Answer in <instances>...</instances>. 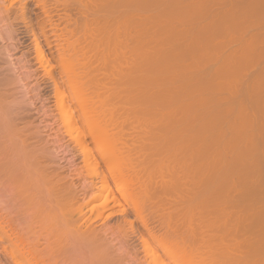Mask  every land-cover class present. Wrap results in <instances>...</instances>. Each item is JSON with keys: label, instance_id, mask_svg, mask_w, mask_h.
<instances>
[{"label": "rangeland", "instance_id": "374dc122", "mask_svg": "<svg viewBox=\"0 0 264 264\" xmlns=\"http://www.w3.org/2000/svg\"><path fill=\"white\" fill-rule=\"evenodd\" d=\"M43 1H42L43 3H41L40 0H23V1L22 0H0V61H1L0 62V70H1L0 71L1 72L0 73V92H1L0 93V108L4 109V106L6 107V105H7V107L5 108V111L4 110L0 111L1 112V114H0V131H1L0 132V153H1L0 154V230H1L0 231V264H17L16 260L13 258L14 252L12 251L13 252V254H12V252H11L12 249H10V247H9L10 245H8L9 242L7 240L8 237H10V238L13 237L14 236L13 234H15V233L20 234L21 239H23L24 242H25V240H27L29 242L28 244L33 243V246H34L33 248H35V245H36L37 249H33L34 252L36 250V252H35L36 260L38 262L39 261L42 262V260L44 258L43 261L47 260L46 264L47 263H49V264H103L98 260V257L95 256L96 254L93 253L94 251H92L94 245L95 246L99 245V247H100V244L102 246L105 245L106 247L109 246L111 248V250L113 251L111 253L113 255L112 257L115 256V258H116L119 255L122 256L121 259H123V260L120 261L121 264H129V263L130 264H141V263L144 264L145 262H146L145 264H148L147 261H144V263L141 262L142 260L145 259L144 255H143L144 254L143 246H142V243L140 241L141 237L148 238V237H150L149 235L154 234L156 236L164 237L167 240H169L167 237L173 231L174 226H172V228H171V226H168V225H170V224L172 225V222L168 221V219H167V221L165 222L166 224H163V221H162V224L160 225V227H159V224L161 223V220H163V219H160L163 217V215L167 218L169 217V215L173 211L171 208H168V209L166 208L164 210L159 208V207L148 208L150 210H147V212H145L144 214L148 218L149 223L147 222L148 227H144L141 224V222L138 220V218H136L133 211H131V209L128 208L124 203H123V207L125 206L124 208H128V209H126L127 210L126 211L127 216L126 215L124 216L123 214H121L120 209H122V207H120V206L113 207L114 210H113V208L110 210L111 207L109 208V206H106L104 202H101V200L103 201V199L99 200L100 203H102L103 210H105L102 212L103 215L111 214L110 217L106 220V222H105L106 225L103 227V230H101L102 229L101 227L103 226L100 224L101 220L97 224V225H99V224L100 225L98 227L96 225L94 230L93 229L91 230L90 227L88 228L87 224H85L83 226L85 228L84 230L87 231L86 232L87 234L91 233L92 231L94 233H96V234H94V235H96V240L94 239L96 242L95 243H93V242L89 243L85 240V238L83 239V236L81 237V235H80L77 238V236L73 237V235L71 234V232H74V230L76 231V229H73V227L77 228V224H78V220H79V213L77 212V209L75 210V208L82 205L87 210L88 205L91 202V199L89 200V202L87 200L90 197V195L94 196L95 191H96V189L94 187H92V188L89 187L92 183L91 181L93 178H91L92 177V175H90L91 173L88 172L90 169L87 170L89 167H88L87 163L84 162L86 160L83 159L84 156L81 152L79 143L77 142V138H76L77 134L76 133H79L78 137L80 136V138L83 139V141L85 142V145L87 146V149H90V152H93L92 153L93 156L95 155L93 158L96 159L97 163L100 166V169L104 170L105 175L108 176V182L110 183L109 185L111 186V189L114 190V188H115V185L113 184L112 179L111 180L109 179L110 176H109L108 172L105 171L106 169H104L105 167L103 165V162L100 160L99 156L96 155L97 152L94 151L95 149H94V145L92 143L93 142L92 139L94 136L93 133L98 135V134H101V132H102V135H101L102 137L100 136V138H107V137H105L106 135L109 137L111 135L114 137V138L113 137H111V138L115 139L116 142L118 144H120V145H118L117 143H113V142L111 143L109 141L108 144H112V145L117 144L116 146L118 148L117 149L113 148L114 149L113 150L112 145L109 146L106 143V145L108 147H111V149H112V150L108 149V152L110 151V153H111L110 155L116 156L115 160L118 159V161H119V157L117 158V156H122V157L126 156L127 157V160L124 162L127 164L126 165L127 167H129V165H130L128 163L131 162V164H133V166H136L135 167L136 169L141 167V169L143 168L145 171L146 169L152 170L158 164H162V163H160L162 160L164 163L166 161L168 162V164H169V162L172 163L169 165H166V163L164 164V165H166L167 169L166 168H164L165 170L163 169L164 174L162 177L164 179V182L166 181L167 184L169 185L168 186L169 188L171 187L170 177L172 176L173 172L177 173L178 178L180 179L179 185L181 186V188L179 186L180 191L178 194V196H180V198H179V200H180V205H179V207H180V209H179L180 210L179 211V213H180V220H179L180 228L179 229H180L181 234L184 233L183 235H180V236L183 239L187 238L185 240L184 246H186L188 243L189 248L191 246L192 247L196 246L195 248H199V243H198L199 241L198 240H200V238L202 239V236H204V237L206 236L205 239H202V240H204L205 244H202V245L200 244L201 247H204L205 249L200 248L201 249L200 251L202 253L203 252L205 253V254H203L204 257L206 255L210 258V259L208 258L209 260H211V259L213 260V261L209 262L208 264H210L212 262H214L215 264H218V263L219 264H224V263L225 264H238V263L239 264H262L263 263L264 264V248H263V246H264V217H263L264 216V203H263L264 202V194H260V193H264V191L262 192L263 188H261V189H259V187H258V189L255 188L259 184H261L262 182L264 183V181H262V180H264V173H262V172H264V166H263L264 165V162H263L264 161L263 160L264 153H263V155L260 154L261 151L262 152L264 151V148H263L264 147V145H263L264 144V142H263L264 141V137H263L264 136V126H263L264 125V105H263L264 104V90H263L264 89L263 88L264 87V70H263L264 69L263 68L264 67V58H262V57H264V55H263L264 54V50H263L264 49V41H263L264 40V37H263L264 36V23H263L264 22V0H235V2L237 4L235 2H233V0L232 1L231 0H210L211 2L209 0H164V1L163 0H153V1L152 0H150V1L149 0H146V1L145 0H125V2L127 1L126 3L123 2L124 0H122V1L121 0H105V1H103V0H96V1L95 0H59V1L58 0H43ZM147 1L149 3H147ZM192 1H194V2H192ZM114 2H116V3H114ZM205 2H207V3H205ZM228 2H230V3H228ZM188 3H189V5H188ZM212 3H214V5ZM231 3H233V4H231ZM23 4H24V13H25L24 18L25 19H22V17H21ZM224 4H226V5H224ZM258 4H260V5H258ZM243 5L245 6V8ZM228 6H229V9H228ZM92 7H94V8H92ZM95 7H97L98 9ZM100 7H102V8H100ZM157 7H158V9H157ZM176 7H177V9H176ZM210 7H212V8H210ZM254 7L258 8V10L256 9V11H255ZM168 9H169V11H168ZM181 12L182 13L185 12V13H183L184 15L180 14ZM190 12H191V14H190ZM167 13H168V15H167ZM100 14H102V16H104V17H102L103 19H101V17L98 18V16H101ZM231 14H232V16H231ZM261 14H262V16H261ZM96 15H98V16L96 17ZM235 15H238V16L235 17ZM107 16H109V17H107ZM186 17H188V19H186ZM189 17H190V19H189ZM217 17H218V19H217ZM106 18L108 19V21ZM152 18L154 20H152ZM228 18H229V20H228ZM261 18H262V20H261ZM84 19H85V21H84ZM126 19H128L129 21ZM234 19H236L238 21H236ZM249 19L251 22L249 21ZM146 20H147V22H146ZM178 20H179V22H178ZM167 21H169V22H167ZM229 22H231V23H229ZM244 22L246 23V25ZM78 23H80V24H78ZM193 23H195V24H193ZM201 23L203 25H201ZM249 23H250V26H249ZM191 25L193 28L191 27ZM103 26H105V27L103 28ZM183 27H184V30H183ZM166 28H167V31H166ZM171 29H172L173 33L175 32V34H173L171 31H169ZM177 29H179L180 32L179 31L176 32ZM243 29H245V31H243ZM145 30H146V32L148 31L147 32L148 34L147 33L145 34ZM99 32H100V34H99ZM170 32L172 34H170ZM81 33H82V35H81ZM153 33L155 35L152 36ZM176 33L178 35L181 33L180 36L181 35H183L184 37L186 36L185 40H187V42L184 40V37H182V36L178 37ZM34 34L39 39V43L42 47V50H43V53L45 56V60L49 65V69L45 68L44 64L42 62H40L41 60L39 61V59L36 55L34 42H33L34 41L33 40ZM164 34H167L168 36L167 35L165 36ZM250 34H252V35H250ZM206 35H207V37H206ZM164 36H165V38H164ZM170 36L171 37L173 36V38H170ZM152 37H154V38H152ZM174 37L176 40L174 39ZM252 37H255V38H252ZM74 39H75V41H74ZM77 40H79V41H77ZM238 41H240V42H238ZM74 42H75V44H74ZM77 42H79V43H77ZM181 42H182V44H181ZM233 42H234V44H233ZM254 42L256 43V45ZM174 46H176V47H174ZM83 47H84V49H83ZM185 47H186V49H185ZM237 48H239V49H237ZM243 48H244V50H243ZM170 49H172L173 51ZM175 50H177L178 52ZM181 51H183L182 52L183 55H182ZM185 51H186V54H185ZM195 51L197 52V54ZM241 51H243V52H241ZM100 52L101 53L103 52V53L100 54ZM211 52H213V53H211ZM244 53H246V54H244ZM253 53H254V55H253ZM211 54H213V55L211 56ZM238 54H240V55H238ZM97 55H99V56H97ZM110 56H111V59H110ZM162 56L164 57V59ZM201 56L203 58H201ZM160 57H161V60H160ZM185 57L188 60L185 59ZM210 57H211V59H209ZM172 58H174V59H172ZM176 58H178V59H176ZM162 59H163V62H162ZM174 61H175V63H174ZM218 62H219V65H217ZM238 62H239V64H238ZM171 63H173V64H171ZM189 64L192 67H190ZM211 64H212V66H214L213 67L214 69L212 68ZM244 64H246V65H244ZM128 65H130V66H128ZM206 65H208V66H206ZM162 66L164 68H162ZM187 66H189V67H187ZM194 66H195V68H194ZM209 66H211V67H209ZM219 66H220V68H218ZM137 69H138V71H137ZM207 70L209 73L207 72ZM216 70H217V72H216ZM117 71H120V72H117ZM150 71L152 74L150 73ZM228 71H229V73H228ZM80 72H82V73H80ZM240 72H241V74H240ZM73 74H75L76 76ZM77 74L80 76H78ZM117 74H119V75H117ZM157 74H158V76H157ZM205 74H206V76H205ZM208 74L210 75L209 79H208V77H209ZM231 74H232V76H231ZM87 75L88 76L91 75L90 76L91 78L88 77ZM180 75H181V77H180ZM70 79H71V81L74 80L75 83H73V84H76L75 87L77 90L79 88H81L79 90V93H80V91H84L83 94H85V97L86 98L89 97L88 100L86 99L84 101L85 102L87 101L90 105L89 106L88 103L86 102L87 106L85 105L86 106L85 108H88V109H86L87 110V112H86L87 116H89L88 119H93L92 121H89L93 124L92 126L91 125L87 126L88 121L86 122L85 118H83V116H85V115H82L83 113L80 110V108L78 107V104L74 98V95L73 96L71 95V94H73L72 93L73 88L71 89V87H70V85L72 83V82H70ZM133 79H135V80H133ZM163 79L166 82H164ZM167 79L170 82H168ZM215 79L217 81H215ZM224 79L226 82L223 81ZM246 79H247V81H246ZM251 79L253 82L251 81ZM93 80H96V81H93ZM183 80H184V82H183ZM210 80H212L213 82L212 81L210 82ZM143 81H144V83H143ZM136 82H138V83H136ZM247 82H248V84H247ZM259 82H260V84H259ZM89 83H91L92 85ZM222 83H223V85H222ZM78 84H80V85H78ZM161 84H163L165 86L163 87ZM174 84H176V85H174ZM184 84H186V85H184ZM203 84H205V85H203ZM214 84H215V86H214ZM234 84L240 88H238L237 86L232 87V85H234ZM169 85H171V86H169ZM201 85H203V86H201ZM252 85L253 86L261 85L262 88H261L260 93L259 92L257 93L256 89H254L255 87H253ZM174 88H176L177 90ZM192 88H193V90H192ZM57 89H59L60 92ZM74 89H73V91L77 92V90H74ZM247 89H248V91H247ZM225 90H227L228 93ZM211 92H213V93H211ZM252 92H254V93H252ZM92 93H94L95 95ZM59 94H61V95L59 96ZM16 95H18V96H16ZM90 95H91V97H90ZM241 95H242V97H241ZM81 96H84V95H81ZM181 96H182V98H181ZM59 97H61L63 99L65 107L67 106L66 112L69 115H71V118H72L71 124H73L72 128H74V127L76 128V130L74 128V130L76 131V133L74 131V134L72 133L73 130H71L69 128L67 121H65L66 118H65V115L63 114L64 112L60 109ZM85 97H83V98H85ZM97 97L99 99H97ZM102 97H104V98H102ZM100 98L103 100H101ZM199 99H201V100H199ZM221 99H223L224 101ZM236 99H238V100H236ZM252 100H254V101H252ZM212 101L213 102L215 101L214 104ZM165 102H166V104H164ZM100 103H101V105H99ZM97 105H98V107H97ZM251 105L253 106V108ZM260 105H261V108H260ZM8 106L10 108H8ZM221 106H224V107L221 108ZM90 107H92L93 110ZM197 107H201V108L197 109ZM7 108L9 110L10 109L12 110V111L10 110L12 114L10 112L5 113L6 115L2 114L3 111L6 112ZM95 108H97V109H95ZM179 108H180V110H179ZM90 110H92L94 112H91ZM219 110H220V112H219ZM236 110L238 111V113ZM175 111H177V112H175ZM88 112H90L89 115H88ZM93 113H94V115H92ZM138 113H141V114H139L140 116L138 115ZM234 113H236V114L234 115ZM102 114H103V116H102ZM131 115H133V116H131ZM221 115H222V118L225 117V119H223V120L220 119ZM131 118H132V120H131ZM136 118H138V119H136ZM212 118L214 121L212 120ZM242 118H243V120H241V121L243 123H241L242 124V127H241V125H239V123H240L239 119H242ZM83 120H85V121H83ZM185 120H186V122H185ZM224 120H227V122L229 124L228 123L226 124V122L224 123ZM104 121H106V122H104ZM252 121H253V123H252ZM210 122H212V123H210ZM235 122H236L237 126L235 125ZM248 123H251V124H248ZM172 124H173V126H172ZM238 125L240 128L238 130H240V131L239 132L237 131V134H236L234 132V130L236 131V129H237L236 127H238ZM228 126L230 127V129ZM250 126H252V127H250ZM86 127H87V129H86ZM88 127H90V128L94 127L90 130L92 133L89 132ZM111 127H113V129ZM197 128H198V130H197ZM209 128H211V129H209ZM242 129H243V131H242ZM257 129H258V131H257ZM99 130H101V131H99ZM126 130H128V131H126ZM149 130H150V133H149ZM183 130H185V131H183ZM172 132L173 133L177 132L179 134L178 138L174 137L176 142L179 144L178 145L179 151H178V155L176 157L177 158L176 160L178 162L177 165H175V163H176L175 159H174L175 163H173L174 161L172 162L174 157L172 156L171 151H169V148H168L169 144H167V147H166V145H163L164 143L162 142V140L164 138H166L168 135L172 136ZM154 133H155V135H154ZM190 133H191V135H190ZM227 133H229V134L227 135ZM75 134H76V136H75ZM103 134L105 136H103ZM182 134H183V136H182ZM233 134H235V137ZM3 135H5V136H3ZM134 135H136V136H134ZM231 135H233V136H231ZM240 136L241 137L243 136V137L241 138ZM256 136H258V137H256ZM97 137H99V136H97ZM190 137H192V139ZM193 137H195V138H193ZM231 137H233V138H231ZM249 137H250V139H249ZM252 137H254V139L256 141L252 140L253 139ZM260 137H263V138H260ZM236 138H238V139H236ZM190 139H191V141H190ZM242 139L244 141H242ZM245 139L248 141V143ZM227 140H229V142L231 144V145L229 144L230 146L235 145L234 148L233 147L230 148L229 145L228 146L226 145L229 142L228 143L226 142V144H224L225 141H227ZM234 140H236L237 144L234 142ZM121 142H122V145H121ZM211 142H213V144H211ZM242 142H245V143H242ZM192 143H193V146L191 145ZM233 143H235V144H233ZM260 143H261V145H260ZM256 144L258 146H260V148ZM244 145H245V147H244ZM105 146H104V148L107 150V146L106 147ZM122 147H124V148H122ZM163 147H165V148H163ZM243 148H244V150H243ZM245 148H247L246 149L247 151L245 150ZM249 148H250V150H249ZM9 149H11L12 151H9ZM125 149L128 150L127 151V153H129L128 156L125 155L126 153L120 152V151H123ZM210 149H211V151H210ZM258 149H259V151H257ZM150 151H152L153 153ZM237 151H238V153L239 152H241V153H239V154L237 153V155H236ZM242 152H246L245 154L247 156H245V154ZM10 153L13 156L12 158H14V156L16 155L15 158H17V159L20 157H22V159H24V157H23L24 155H25V159H26V156H27V159L29 158L28 159L29 161L26 162L27 159H26V161L24 159V161H25V163L29 164V166L31 164L32 165L35 164V163H33V161L36 160L37 157L39 158L42 156L40 158L41 161H40V159H37L36 163L44 166L45 168H43V167L40 168L39 165H38L39 167H34V166L31 167L30 166L29 168H31V169H33V167H34L33 171H36V174H32L31 172H29L30 170L26 169L28 166L25 169L27 172L32 174V177H33V175L34 176L38 175V172L41 173L43 171H48V173L43 172V174L41 173L42 175H38V176L41 177L40 179L41 180L43 179V181H45V182H46V180H44V178L47 179L46 177H48V179H50V181H52V182H50L47 179L51 184L54 181V183H53L54 187L49 182H46L49 184L45 183V189H47L46 187H48L47 191L50 190V188L51 189L55 188L54 189L55 193H54V190L51 191V192H53L54 195L58 196V193H57V191H58L60 195L63 194V197H65L64 194H66V191H62V190H67V186H68L67 184H71V185L73 184L74 185L75 190L77 189L78 191L77 190L75 191L77 194L74 193L75 194L74 199H72V201L70 200L71 201L70 204H71L72 209H73V213H72L73 216H71V219L73 221L77 220V223H76V221H75V223L72 221L69 226L64 224V222H66L65 221L66 217H68V216L65 217V215H62V212L59 209L60 205L57 204V201H55V198L53 199L54 195L52 196L51 195L52 193L50 191L47 192L45 189H43L44 191L40 192L42 190L41 187L44 186V182L41 181V185H43V186H41L39 182L37 184V181L40 180L39 178H37L39 180L35 181L36 183L34 182V180L32 178H31L32 180L30 179L29 182H27L28 180L26 181L24 179V177L26 176L24 174L25 170H23V172H22L23 175H25V176H23L22 173H20L22 169H20L18 166H20L21 164L16 165V166L18 168L17 169L18 172L21 174L19 176L20 177L23 176V178L21 177L22 181L25 180L27 182V183H25L26 186H23L24 181L23 182L21 181L20 177H18V175H17L18 174L16 172L17 170H14V169H16V168H14L15 166L13 167V165H11L12 166L11 170L13 169V171L17 173V174H15V176L17 175L16 176L17 178H15V176L13 174L14 172L10 170L9 163L11 164V162H12V164L13 163L18 164L19 160L16 162L17 159L14 158L15 162H13L14 160L12 161L11 158H8L11 155ZM204 153H206V154H204ZM211 153H212V155H211L212 157H210V155H209ZM194 154H196V155H194ZM43 155H45V156H43ZM193 155H194V157L195 156H197V157L194 158ZM238 155H239V157L242 155L241 158L237 157ZM250 155H252L253 157H251ZM46 156H47V158H45ZM30 157H32V159H33V157L36 159L31 161L32 159H30ZM235 157L237 159L239 158V160H237ZM260 158H261V161H260ZM9 159L11 160V162ZM7 160H9V163ZM199 160H200V163H199ZM234 160H236L238 162L235 163L236 161H234ZM21 161L22 160H20V162ZM128 161H130V162H128ZM240 161H242L243 163ZM120 162H121V159H120ZM258 162H259V164H258ZM100 163H102V164H100ZM231 163H234L235 165L240 163L241 165L239 166V164H238L237 166H234L233 168H235L234 169L235 171H233V169H231L232 168V165H230ZM245 163H246V165H247V163H250V165H251L250 166V169L252 170V175L250 176L251 179L249 177H247V179L249 178L248 179L249 182L252 180L250 182L251 184L247 180H244V177H241L242 173H243V172H241V168ZM260 163H262V164L260 165ZM142 164H143V166H142ZM6 165L8 167H6ZM22 165L24 167L23 163H22ZM133 166L131 168L132 170H133ZM160 166H162V165H159V168H160ZM200 166H202V167H200ZM212 166L215 168H213ZM229 166H231V167H229ZM20 167L22 168V166H20ZM211 167H212V169H211ZM226 167H227V169H226ZM6 168H9V171ZM35 168H37V169H35ZM129 168H128V171L131 170ZM223 168L225 169V171ZM255 168H256V170H255ZM38 169H39V171H38ZM43 169H45V170H43ZM218 169H220V170H218ZM41 170H43V171H41ZM124 170H126V169H124ZM138 170H140V169H138ZM156 170H157V167H156ZM175 170H176V172H175ZM227 170H229V171H227ZM154 171L155 170H153L151 172L148 171L149 173L146 172V174H148V176H149V174H152L153 179L158 180L159 179L158 173H161V175H162V171L160 169H159V171H161V172L155 173ZM6 172H8V173H6ZM11 172H13V173H11ZM122 172H124V171H122ZM208 172L211 174H209ZM240 172H241V175L239 174ZM258 173H261L260 176H258L259 175ZM48 174L51 175V178L48 176ZM253 174L255 175V177ZM11 175H13V176H11ZM27 175H29V174L27 173ZM203 175H205L204 178H203ZM27 177H25V178H27ZM35 177H37V176H35ZM42 177H44V178H42ZM156 177L158 179H155ZM212 177H215V178H212ZM131 178H133V176ZM131 178L129 181L134 183L132 181L133 179L131 180ZM27 179H29V178H27ZM215 179H218V181ZM243 180H244V182H243ZM56 181L59 182V184L58 183L56 184L57 187L59 188V190H57V187L55 185ZM129 181H128L129 184L128 183L127 184L128 185L131 184L132 187H134L135 184H132ZM206 181H207V183L205 186ZM216 181H217V183H216ZM259 181H262V182L259 183ZM199 182L201 185L199 184ZM202 182H204V184ZM209 182L210 183L212 182V184H210ZM21 183H23V185ZM195 183H196V185H195ZM208 183L211 186L210 185L208 186ZM214 183H215V185H213ZM229 183L232 185H230ZM257 183H258V185H256ZM63 184H65L66 187L65 186L63 187ZM216 184H218V185L216 186ZM252 184H255V185H252ZM29 185H31V186H29ZM48 185H51L52 187H50ZM81 185L83 188L80 187ZM186 185H188V186H186ZM197 185H200V186H197ZM19 186H20V188H19ZM183 186H184V188H183ZM214 186H216V187H214ZM35 187L38 188L37 191H36ZM39 187L41 188V190H39L40 189ZM128 187H130V186H128ZM226 187H227V190H223V188L226 189ZM34 188H35V190H34ZM200 191H203V192H200ZM63 192H65V193H63ZM49 193H51V194H49ZM206 193H208V194H206ZM242 193H243V195H242ZM253 193H254V195H253ZM48 194L50 195V197ZM212 194H213V196H212ZM199 195H202V196L199 197ZM255 195L257 196V198H255L256 197ZM169 196H171L170 193L165 196V200L168 201L169 199L171 200L172 197H174V196H172V197H169ZM203 196H205V197H203ZM261 196H263V197H261ZM187 197H189L188 200L191 198H193V199L187 201ZM198 197H199V199L200 198L201 199L198 200ZM207 197H208V199H207ZM202 198H204L205 200ZM261 198H263V200ZM247 199L249 200V202ZM183 200L187 201V202H184ZM85 201L88 203L84 204V203H86ZM194 201H195V205L193 204ZM261 201H262V203H261ZM207 203H208V205H207ZM197 204H199V205H197ZM181 205H183V206H181ZM62 206H64L63 202H62ZM62 206H61V208H62ZM244 206H246V207H244ZM117 207H119V209H117ZM196 209H197V211H196ZM201 209H202V211H201ZM165 210H167V211L165 212ZM181 210H182V212H181ZM193 210H194V212H193ZM74 211L76 212V214L74 213ZM117 211L118 212L120 211V212L118 213ZM168 211H170V212H168ZM31 212H32V214H31ZM189 213L192 216L193 215L196 216V220H197L196 225L197 226L200 225L199 228L197 227L198 229L196 232L192 229L195 232V233H193L194 234L193 236L190 233H188V231L191 230V227L189 224H188L189 225L188 226L186 223V218H187L186 216H188V215L190 216ZM255 215L258 218H256ZM123 216L126 217V219L129 222H132V224H131L132 228L129 227V225L126 222V219ZM157 216H159V218ZM192 216H190L191 218L188 217L187 219L192 220V218L195 217V216L194 217H192ZM241 217H242V219H241ZM40 219H42V220H40ZM157 219H159V222L157 221ZM200 219L202 222L198 221ZM208 219H209V221H208ZM244 219H246V220H244ZM258 219H261V220H258ZM43 220H45V221H43ZM184 220H185V222H184ZM194 220H195V218H194ZM241 221H242V224H241ZM45 222L47 223L46 226L48 229L44 225ZM167 222L168 223L170 222V223L167 224ZM182 222H184V223L182 224ZM206 222H208V223H206ZM191 223L192 222H190V224ZM193 223H195V222H193ZM223 223L225 224L226 228L224 227ZM40 224H41V227H40ZM121 224L123 226L119 227V225H121ZM78 225H79L78 227H80V224H78ZM191 225H193V224H191ZM201 225H202V227H201ZM240 225H242V227ZM237 226H238L239 230L236 228ZM56 227H58V228H56ZM49 228L50 229L52 228L53 232ZM91 228H93V227H91ZM204 228H205V230H204ZM208 228H209V231H208ZM226 229H228V230H226ZM45 230H49V231H45ZM70 230H71V232H69ZM211 230H212V232H211ZM230 230H233V231H230ZM54 231H56V232H54ZM122 231H123V233H122ZM181 231H185V232H181ZM46 232H47V234H46ZM57 232L60 233L61 235L58 234ZM209 232H211V233H209ZM54 233H57V234H55V236H54ZM187 233H188V235H187ZM207 234H208V236H207ZM44 235H45V237H44ZM47 235H48V237L52 236L53 238L47 239L48 238ZM56 235H57V238H59V237H61V238L56 239L55 238ZM64 235H66V236H64ZM70 235L73 238H71ZM147 235H148V237H147ZM209 235H210V237H212L211 239H210ZM221 235H222V237H221ZM79 237H80V239L82 238L83 240H80ZM190 237L192 238V240ZM196 237H198L199 239ZM221 238H222V240H221ZM46 239H47V241H46ZM189 239L191 240V242L189 241ZM194 239H198V240H194ZM33 240H35L36 244H35V242H33ZM53 240H54V242H52ZM55 240L59 241L57 243V244L60 243L59 247H57ZM60 240H61V242H60ZM202 240L200 242L203 243ZM255 240L257 243L255 242ZM189 242H190V244H189ZM47 243L48 244L50 243L52 245H48ZM53 243L56 244V247ZM197 243H198V245H197ZM236 243H237V245H236ZM62 244H64V245H62ZM222 244H224L225 246H223ZM65 245H66V247L67 246L68 247L65 248L64 247ZM30 246L32 247V245H30ZM53 246H54V248H51ZM188 246H187V248H188ZM260 246L262 248H259ZM62 248H63V250H62ZM90 248H92V249H90ZM219 248L220 249L222 248L221 249L222 251L219 250ZM202 249H203V251H202ZM224 249H226V250L224 251ZM205 250H206V252H205ZM258 250H259V252H258ZM196 251H197V249H196ZM198 251H199V249H198ZM221 252H223V253H221ZM198 254H201V253H198ZM222 254L224 255V257L222 256ZM210 255H212V256H210ZM221 256H222V258H221ZM162 257H165V256L163 255V256H161V258ZM138 258H139V260H138ZM52 259H54V260H52ZM164 260H166V258H164ZM205 261H207V260L205 259ZM206 264H207V262H206Z\"/></svg>", "mask_w": 264, "mask_h": 264}, {"label": "bare ground", "instance_id": "6f19581e", "mask_svg": "<svg viewBox=\"0 0 264 264\" xmlns=\"http://www.w3.org/2000/svg\"><path fill=\"white\" fill-rule=\"evenodd\" d=\"M23 1V0H22ZM41 1V3H43L44 1L43 0H40ZM43 1V2H42ZM59 1V0H58ZM96 1V0H95ZM103 1H105V0H103ZM122 1V0H121ZM146 1V0H145ZM144 1V2H145ZM150 1V0H149ZM153 1V0H152ZM151 1V2H152ZM164 1V0H163ZM210 1V0H209ZM232 1V0H231ZM18 2V1H17ZM80 2V1H79ZM85 2V1H84ZM92 2V1H91ZM109 2V1H108ZM123 2H125V0L123 1ZM127 2V1H126ZM125 2V3H126ZM179 2V1H178ZM185 2V1H184ZM192 2H194V1H192ZM199 2V1H198ZM204 2V1H203ZM211 2V1H210ZM216 2V1H215ZM233 2H235V0H233ZM23 3V2H22ZM50 3V2H49ZM100 3V2H99ZM114 3H116V2H114ZM129 3V2H128ZM131 3V2H130ZM147 3H149L148 1H147ZM155 3V2H154ZM205 3H207V2H205ZM228 3H230V2H228ZM236 3V2H235ZM248 3V2H247ZM261 3V2H260ZM6 4V3H5ZM14 4V3H13ZM25 4V3H24ZM24 4L22 5V15H21V17H22V19H25L24 18V16H25V13H24ZM55 4V3H54ZM89 4V3H88ZM95 4V3H94ZM104 4V3H103ZM109 4V3H108ZM107 4V5H108ZM213 5H214V3H212ZM231 4H233V3H231ZM237 4V3H236ZM235 4V5H236ZM251 4V3H250ZM152 5V4H151ZM164 5V4H163ZM180 5V4H179ZM188 5H189V3H188ZM195 5V4H194ZM207 5V4H206ZM222 5V4H221ZM220 5V6H221ZM224 5H226V4H224ZM229 5V4H228ZM258 5H260V4H258ZM262 5V4H261ZM103 6V5H102ZM135 6V5H134ZM138 6V5H137ZM148 6V5H147ZM153 6V5H152ZM170 6V5H169ZM198 6V5H197ZM219 6V5H218ZM244 6V5H243ZM41 7V6H40ZM43 7V6H42ZM98 7V6H97ZM97 7H95V8H97ZM105 7V6H104ZM117 7V6H116ZM129 7V6H128ZM260 7V6H259ZM9 8V7H8ZM92 8H94V7H92ZM100 8H102V7H100ZM106 8V7H105ZM115 8V7H114ZM144 8V7H143ZM146 8V7H145ZM186 8V7H185ZM189 8V7H188ZM193 8V7H192ZM198 8V7H197ZM210 8H212V7H210ZM243 8V7H242ZM244 8H245V6H244ZM255 8V7H254ZM98 9V8H97ZM96 9V10H97ZM152 9V8H151ZM157 9H158V7H157ZM174 9V8H173ZM176 9H177V7H176ZM194 9V8H193ZM196 9V8H195ZM228 9H229V6H228ZM256 9L258 10V8H255V11H256ZM260 9V8H259ZM45 10V9H44ZM89 10V9H88ZM106 10V9H105ZM109 10V9H108ZM113 10V9H112ZM160 10V9H159ZM172 10V9H171ZM200 10V9H199ZM222 10V9H221ZM254 10V9H253ZM73 11V10H72ZM86 11V10H85ZM90 11V10H89ZM140 11V10H139ZM156 11V10H155ZM165 11V10H164ZM168 11H169V9H168ZM175 11V10H174ZM173 11V12H174ZM212 11V10H211ZM240 11V10H239ZM252 11V10H251ZM260 11V10H259ZM8 12V11H7ZM91 12V11H90ZM125 12V11H124ZM102 13V12H101ZM109 13V12H108ZM183 13H185V12H183ZM182 12L180 13V14H183ZM187 13V12H186ZM219 13V12H218ZM236 13V12H235ZM45 14V13H44ZM92 14V13H91ZM122 14V13H121ZM135 14V13H134ZM150 14V13H149ZM190 14H191V12H190ZM212 14V13H211ZM16 15V14H15ZM49 15V14H48ZM90 15V14H89ZM99 15V14H98ZM98 15H96V17L98 16ZM101 16H98V18L99 17H101V19H103L102 17H104V16H102V14H100ZM125 15V14H124ZM159 15V14H158ZM167 15H168V13H167ZM184 15V14H183ZM8 16V15H7ZM12 16V15H11ZM27 16V15H26ZM50 16V15H49ZM69 16V15H68ZM111 16V15H110ZM180 16V15H179ZM217 16V15H216ZM231 16H232V14H231ZM238 15H235V17H237ZM242 16V15H241ZM245 16V15H244ZM261 16H262V14H261ZM107 17H109V16H107ZM138 17V16H137ZM136 17V18H137ZM148 17V16H147ZM154 17V16H153ZM159 17V16H158ZM178 17V16H177ZM243 17V16H242ZM28 18V17H27ZM244 18V17H243ZM88 19V18H87ZM105 19V18H104ZM107 19V18H106ZM129 19V18H128ZM128 19H126V20H128ZM143 19V18H142ZM186 19H188V17H186ZM185 19V20H186ZM189 19H190V17H189ZM217 19H218V17H217ZM61 20V19H60ZM94 20V19H93ZM152 20H154L153 18H152ZM228 20H229V18H228ZM234 20H236V19H234ZM255 20V19H254ZM261 20H262V18H261ZM26 21V20H25ZM74 21V20H73ZM76 21V20H75ZM84 21H85V19H84ZM107 21H108V19H107ZM129 21V20H128ZM158 21V20H157ZM170 21V20H169ZM169 21H167V22H169ZM226 21V20H225ZM236 21H238V20H236ZM246 21V20H245ZM249 21H250V19H249ZM99 22V21H98ZM105 22V21H104ZM131 22V21H130ZM129 22V23H130ZM146 22H147V20H146ZM145 22V23H146ZM172 22V21H171ZM178 22H179V20H178ZM217 22V21H216ZM232 22V21H231ZM231 22H229V23H231ZM234 22V21H233ZM251 22V21H250ZM76 23V22H75ZM125 23V22H124ZM134 23V22H133ZM191 23V22H190ZM221 23V22H220ZM245 23V22H244ZM259 23V22H258ZM257 23V24H258ZM264 23V22H263ZM78 24H80V23H78ZM93 24V23H92ZM110 24V23H109ZM160 24V23H159ZM181 24V23H180ZM193 24H195V23H193ZM200 24V23H199ZM217 24V23H216ZM145 25V24H144ZM162 25V24H161ZM169 25V24H168ZM184 25V24H183ZM201 25H203L202 23H201ZM237 25V24H236ZM245 25H246V23H245ZM252 25V24H251ZM140 26V25H139ZM166 26V25H165ZM179 26V25H178ZM212 26V25H211ZM249 26H250V23H249ZM105 26H103V28H104ZM108 27V26H107ZM169 27V26H168ZM191 27H192V25H191ZM240 27V26H239ZM245 27V26H244ZM102 28V27H101ZM100 28V29H101ZM127 28V27H126ZM193 28V27H192ZM207 28V27H206ZM233 28V27H232ZM252 28V27H251ZM81 29V28H80ZM79 29V30H80ZM141 29V28H140ZM208 29V28H207ZM228 29V28H227ZM247 29V28H246ZM72 30V29H71ZM74 30V29H73ZM77 30V29H76ZM124 30V29H123ZM161 30V29H160ZM183 30H184V27H183ZM182 30V31H183ZM166 31H167V28H166ZM169 31H171L172 32V29L171 30H169ZM168 31V32H169ZM177 31H179V29H177L176 30V32ZM193 31V30H192ZM196 31V30H195ZM225 31V30H224ZM243 31H245V29H243ZM249 31V30H248ZM11 32V31H10ZM76 32V31H75ZM148 32V31H147ZM146 32V30H145V34L147 33ZM151 32V31H150ZM154 32V31H153ZM170 32V34H172ZM180 32V31H179ZM184 32V31H183ZM202 32V31H201ZM210 32V31H209ZM215 32V31H214ZM217 32V31H216ZM230 32V31H229ZM73 33V32H72ZM113 33V32H112ZM152 33V32H151ZM155 33V32H154ZM152 34V36L153 35H155V34ZM163 33V32H162ZM165 33V32H164ZM182 33V32H181ZM180 33V34H181ZM227 33V32H226ZM253 33V32H252ZM99 34H100V32H99ZM141 34V33H140ZM143 34V33H142ZM148 34V33H147ZM150 34V33H149ZM169 34V33H168ZM173 34H175V32L173 33ZM177 34V33H176ZM180 34L178 35L177 34V36L179 37L180 36ZM184 34V33H183ZM213 34V33H212ZM229 34V33H228ZM257 34V33H256ZM81 35H82V33H81ZM151 35V34H150ZM165 36L167 35V34H164ZM185 35V34H184ZM250 35H252V34H250ZM34 36V47H35V51H36V55H37V57H38V59H39V61L40 62H42L43 64H44V66H45V68H47V69H49V65H48V63L46 62V60H45V56H44V53H43V50H42V47H41V45H40V43H39V39L37 38V36H35V34L33 35ZM109 36V35H108ZM161 36V35H160ZM165 36H164V38H165ZM168 36V35H167ZM182 37H184L183 35H181ZM180 36V37H181ZM195 36V35H194ZM193 36V37H194ZM213 36V35H212ZM225 36V35H224ZM257 36V35H256ZM65 37V36H64ZM98 37V36H97ZM103 37V36H102ZM186 37V36H185ZM185 37H184V40H185ZM201 37V36H200ZM206 37H207V35H206ZM216 37V36H215ZM258 37V36H257ZM264 37V36H263ZM67 38V37H66ZM152 38H154V37H152ZM157 38V37H156ZM162 38V37H161ZM167 38V37H166ZM170 38H173V36L171 37L170 36ZM204 38V37H203ZM230 38V37H229ZM252 38H255V37H252ZM78 39V38H77ZM101 39V38H100ZM127 39V38H126ZM174 39H175V37H174ZM207 39V38H206ZM205 39V40H206ZM6 40V39H5ZM65 40V39H64ZM146 40V39H145ZM153 40V39H152ZM165 40V39H164ZM176 40V39H175ZM222 40V39H221ZM220 40V41H221ZM231 40V39H230ZM244 40V39H243ZM256 40V39H255ZM262 40V39H261ZM74 41H75V39H74ZM77 41H79V40H77ZM81 41V40H80ZM98 41V40H97ZM108 41V40H107ZM179 41V40H178ZM186 42H187V40H185ZM195 41V40H194ZM223 41V40H222ZM264 41V40H263ZM105 42V41H104ZM128 42V41H127ZM183 42V41H182ZM182 42H181V44H182ZM185 42V43H186ZM205 42V41H204ZM238 42H240V41H238ZM249 42V41H248ZM77 43H79V42H77ZM175 43V42H174ZM220 43V42H219ZM232 43V42H231ZM255 43V42H254ZM260 43V42H259ZM74 44H75V42H74ZM89 44V43H88ZM157 44V43H156ZM187 44V43H186ZM233 44H234V42H233ZM250 44V43H249ZM253 44V43H252ZM12 45V44H11ZM73 45V44H72ZM78 45V44H77ZM169 45V44H168ZM213 45V44H212ZM229 45V44H228ZM255 45H256V43H255ZM263 45V44H262ZM61 46V45H60ZM75 46V45H74ZM128 46V45H127ZM158 46V45H157ZM182 46V45H181ZM186 46V45H185ZM234 46V45H233ZM63 47V46H62ZM89 47V46H88ZM91 47V46H90ZM103 47V46H102ZM168 47V46H167ZM174 47H176V46H174ZM72 48V47H71ZM117 48V47H116ZM149 48V47H148ZM147 48V49H148ZM154 48V47H153ZM159 48V47H158ZM172 48V47H171ZM183 48V47H182ZM181 48V49H182ZM198 48V47H197ZM213 48V47H212ZM211 48V49H212ZM224 48V47H223ZM241 48V47H240ZM260 48V47H259ZM262 48V47H261ZM80 49V48H79ZM83 49H84V47H83ZM87 49V48H86ZM122 49V48H121ZM126 49V48H125ZM163 49V48H162ZM173 49V48H172ZM172 49H170V50H172ZM185 49H186V47H185ZM210 49V48H209ZM235 49V48H234ZM237 49H239V48H237ZM242 49V48H241ZM94 50V49H93ZM99 50V49H98ZM141 50V49H140ZM149 50V49H148ZM168 50V49H167ZM174 50V49H173ZM172 50V51H173ZM183 50V49H182ZM228 50V49H227ZM243 50H244V48H243ZM249 50V49H248ZM258 50V49H257ZM264 50V49H263ZM82 51V50H81ZM108 51V50H107ZM122 51V50H121ZM151 51V50H150ZM162 51V50H161ZM175 51H177V50H175ZM174 51V52H175ZM214 51V50H213ZM233 51V50H232ZM231 51V52H232ZM11 52V51H10ZM78 52V51H77ZM87 52V51H86ZM135 52V51H134ZM167 52V51H166ZM178 52V51H177ZM176 52V53H177ZM183 51H181V53H182ZM196 52V51H195ZM241 52H243V51H241ZM240 52V53H241ZM103 53V52H102ZM101 52H100V54H102ZM130 53V52H129ZM136 53V52H135ZM134 53V54H135ZM143 53V52H142ZM164 53V52H163ZM211 53H213V52H211ZM225 53V52H224ZM228 53V52H227ZM263 53V52H262ZM83 54V53H82ZM133 54V53H132ZM137 54V53H136ZM166 54V53H165ZM185 54H186V51H185ZM196 54H197V52H196ZM244 54H246V53H244ZM250 54V53H249ZM248 54V55H249ZM79 55V54H78ZM176 55V54H175ZM182 55H183V53H182ZM213 54H211V56H212ZM223 55V54H222ZM238 55H240V54H238ZM253 55H254V53H253ZM261 55V54H260ZM264 55V54H263ZM83 56V55H82ZM96 56V55H95ZM97 56H99V55H97ZM143 56V55H142ZM141 56V57H142ZM154 56V55H153ZM165 56V55H164ZM168 56V55H167ZM174 56V55H173ZM180 56V55H179ZM187 56V55H186ZM199 56V55H198ZM203 56V55H202ZM201 56V58H203ZM245 56V55H244ZM138 57V56H137ZM163 57V56H162ZM197 57V56H196ZM250 57V56H249ZM67 58V57H66ZM107 58V57H106ZM130 58V57H129ZM136 58V57H135ZM183 58V57H182ZM236 58V57H235ZM260 58V57H259ZM258 58V59H259ZM262 58H264V57H262ZM91 59V58H90ZM110 59H111V56H110ZM147 59V58H146ZM163 59H164V57H163ZM163 59H162V62H163ZM170 59V58H169ZM172 59H174V58H172ZM176 59H178V58H176ZM185 59H187L186 57H185ZM205 59V58H204ZM209 59H211V57L209 58ZM155 60V59H154ZM160 60H161V57H160ZM166 60V59H165ZM188 60V59H187ZM206 60V59H205ZM239 60V59H238ZM76 61V60H75ZM80 61V60H79ZM86 61V60H85ZM97 61V60H96ZM237 61V60H236ZM246 61V60H245ZM252 61V60H251ZM250 61V62H251ZM258 61V60H257ZM1 62V61H0ZM94 62V61H93ZM99 62V61H98ZM125 62V61H124ZM153 62V61H152ZM190 62V61H189ZM225 62V61H224ZM231 62V61H230ZM242 62V61H241ZM240 62V63H241ZM148 63V62H147ZM174 63H175V61H174ZM196 63V62H195ZM200 63V62H199ZM104 64V63H103ZM162 64V63H161ZM167 64V63H166ZM171 64H173V63H171ZM238 64H239V62H238ZM92 65V64H91ZM96 65V64H95ZM145 65V64H144ZM154 65V64H153ZM177 65V64H176ZM190 65V64H189ZM199 65V64H198ZM217 65H219V62L217 63ZM244 65H246V64H244ZM248 65V64H247ZM93 66V65H92ZM116 66V65H115ZM128 66H130V65H128ZM152 66V65H151ZM166 66V65H165ZM206 66H208V65H206ZM211 66H212V64H211ZM211 66H209V67H211ZM221 66V65H220ZM220 66L218 67V68H220ZM249 66V65H248ZM255 66V65H254ZM84 67V66H83ZM98 67V66H97ZM112 67V66H111ZM154 67V66H153ZM187 67H189V66H187ZM190 67H192L191 65H190ZM197 67V66H196ZM214 66H212V68H213ZM242 67V66H241ZM244 67V66H243ZM43 68V67H42ZM66 68V67H65ZM71 68V67H70ZM81 68V67H80ZM103 68V67H102ZM117 68V67H116ZM146 68V67H145ZM155 68V67H154ZM162 68H164L163 66H162ZM179 68V67H178ZM194 68H195V66H194ZM229 68V67H228ZM248 68V67H247ZM264 68V67H263ZM142 69V68H141ZM148 69V68H147ZM158 69V68H157ZM170 69V68H169ZM214 69V68H213ZM230 69V68H229ZM258 69V68H257ZM65 70V69H64ZM70 70V69H69ZM94 70V69H93ZM123 70V69H122ZM134 70V69H133ZM164 70V69H163ZM211 70V69H210ZM218 70V69H217ZM217 70H216V72H217ZM221 70V69H220ZM223 70V69H222ZM264 70V69H263ZM1 71V70H0ZM16 71V70H15ZM77 71V70H76ZM137 71H138V69H137ZM143 71V70H142ZM153 71V70H152ZM158 71V70H157ZM156 71V72H157ZM186 71V70H185ZM201 71V70H200ZM73 72V71H72ZM117 72H120V71H117ZM129 72V71H128ZM136 72V71H135ZM154 72V71H153ZM170 72V71H169ZM207 72H208V70H207ZM215 72V71H214ZM222 72V71H221ZM250 72V71H249ZM1 73V72H0ZM6 73V72H5ZM80 73H82V72H80ZM137 73V72H136ZM139 73V72H138ZM150 73H151V71H150ZM188 73V72H187ZM209 73V72H208ZM227 73V72H226ZM228 73H229V71H228ZM260 73V72H259ZM258 73V74H259ZM79 74V73H78ZM77 74V75H78ZM120 74V73H119ZM119 74H117V75H119ZM128 74V73H127ZM152 74V73H151ZM240 74H241V72H240ZM15 75V74H14ZM51 75V74H50ZM73 75H75V74H73ZM97 75V74H96ZM143 75V74H142ZM147 75V74H146ZM155 75V74H154ZM173 75V74H172ZM209 75V74H208ZM214 75V74H213ZM218 75V74H217ZM244 75V74H243ZM250 75V74H249ZM76 76V75H75ZM78 76H80V75H78ZM88 76V75H87ZM91 76V75H90ZM90 76H88V77H90ZM105 76V75H104ZM157 76H158V74H157ZM205 76H206V74H205ZM216 76V75H215ZM231 76H232V74H231ZM95 77V76H94ZM123 77V76H122ZM131 77V76H130ZM147 77V76H146ZM178 77V76H177ZM180 77H181V75H180ZM208 77V76H207ZM222 77V76H221ZM72 78V77H71ZM82 78V77H81ZM91 78V77H90ZM98 78V77H97ZM116 78V77H115ZM127 78V77H126ZM144 78V77H143ZM151 78V77H150ZM210 78V75H209V77H208V79ZM217 78V77H216ZM223 78V77H222ZM96 79V78H95ZM110 79V78H109ZM122 79V78H121ZM166 79V78H165ZM180 79V78H179ZM212 79V78H211ZM226 79V78H225ZM225 79L223 80V81H225ZM260 79V78H259ZM73 80V79H72ZM77 80V79H76ZM84 80V79H83ZM133 80H135V79H133ZM137 80V79H136ZM168 80V79H167ZM203 80V79H202ZM255 80V79H254ZM82 81V80H81ZM93 81H96V80H93ZM107 81V80H106ZM163 81H164V79H163ZM173 81V80H172ZM201 81V80H200ZM206 81V80H205ZM212 80H210V82H211ZM215 81H217L216 79H215ZM246 81H247V79H246ZM250 81V80H249ZM251 81H252V79H251ZM70 82H72L71 83V85H70V87H71V89L73 88H75L74 90H77L76 89V87H75V85L76 84H73V83H75L74 82V80L73 81H71V79H70ZM83 82V81H82ZM120 82V81H119ZM131 82V81H130ZM141 82V81H140ZM159 82V81H158ZM164 82H166V81H164ZM168 82H170L169 80H168ZM183 82H184V80H183ZM213 82V81H212ZM226 82V81H225ZM231 82V81H230ZM234 82V81H233ZM253 82V81H252ZM255 82V81H254ZM78 83V82H77ZM80 83V82H79ZM85 83V82H84ZM109 83V82H108ZM136 83H138V82H136ZM143 83H144V81H143ZM162 83V82H161ZM178 83V82H177ZM193 83V82H192ZM208 83V82H207ZM215 83V82H214ZM235 83V82H234ZM262 83V82H261ZM86 84V83H85ZM84 84V85H85ZM89 84H91V83H89ZM121 84V83H120ZM128 84V83H127ZM133 84V83H132ZM160 84V83H159ZM188 84V83H187ZM200 84V83H199ZM216 84V83H215ZM215 84H214V86H215ZM247 84H248V82H247ZM259 84H260V82H259ZM5 85V84H4ZM78 85H80V84H78ZM92 85V84H91ZM112 85V84H111ZM163 87L165 86V85H163V84H161ZM167 85V84H166ZM174 85H176V84H174ZM184 85H186V84H184ZM195 85V84H194ZM203 85H205V84H203ZM203 85H201V86H203ZM218 85V84H217ZM222 85H223V83H222ZM221 85V86H222ZM242 85V84H241ZM245 85V84H244ZM95 86V85H94ZM156 86V85H155ZM169 86H171V85H169ZM200 86V87H201ZM213 86V87H214ZM226 86V85H225ZM231 86V85H230ZM233 86H237V85H232V87ZM253 86V85H252ZM9 87V86H8ZM120 87V86H119ZM154 87V86H153ZM189 87V86H188ZM228 87V86H227ZM238 87V86H237ZM246 87V86H245ZM253 87H255L254 89H256V91H257V93L259 92L260 93V91H261V85H255V86H253ZM83 88V87H82ZM85 88V87H84ZM129 88V87H128ZM196 88V87H195ZM210 88V87H209ZM216 88V87H215ZM223 88V87H222ZM238 88H240V87H238ZM237 88V89H238ZM248 88V87H247ZM264 88V87H263ZM18 89V88H17ZM73 89H72V93L73 94H71L72 96L74 95V98H75V100H76V102H77V104H78V107L80 108V110L82 111V115H85V116H83V118H85V120H86V122L88 123V125L87 126H92L93 124L91 123V122H89V121H92L93 119H88V117L89 116H87V110L86 109H88V108H85L86 106H87V104H86V102L84 101V100H88V98H86L85 97V94H83L84 93V91H80V93H79V90L81 89V88H79L78 90H77V92L76 91H73ZM102 89V88H101ZM139 89V88H138ZM171 89V88H170ZM174 89H176V88H174ZM203 89V88H202ZM205 89V88H204ZM230 89V88H229ZM228 89V90H229ZM58 91H59V89H57ZM69 90V89H68ZM83 90V89H82ZM132 90V89H131ZM144 90V89H143ZM177 90V89H176ZM192 90H193V88H192ZM208 90V89H207ZM264 90V89H263ZM57 91V92H58ZM87 91V90H86ZM97 91V90H96ZM101 91V90H100ZM147 91V90H146ZM166 91V90H165ZM220 91V90H219ZM226 92H227V90H225ZM237 91V90H236ZM247 91H248V89H247ZM252 91V90H251ZM60 92V91H59ZM138 92V91H137ZM142 92V91H141ZM155 92V91H154ZM171 92V91H170ZM1 93V92H0ZM86 93V92H85ZM88 93V92H87ZM98 93V92H97ZM96 93V94H97ZM127 93V92H126ZM125 93V94H126ZM131 93V92H130ZM166 93V92H165ZM211 93H213V92H211ZM216 93V92H215ZM220 93V92H219ZM228 93V92H227ZM226 93V94H227ZM252 93H254V92H252ZM92 94H94V93H92ZM105 94V93H104ZM163 94V93H162ZM177 94V93H176ZM175 94V95H176ZM179 94V93H178ZM202 94V93H201ZM239 94V93H238ZM5 95V94H4ZM61 94H59V96H60ZM81 95H84V96H81ZM87 95V94H86ZM95 95V94H94ZM111 95V94H110ZM128 95V94H127ZM147 95V94H146ZM154 95V94H153ZM187 95V94H186ZM185 95V96H186ZM197 95V94H196ZM246 95V94H245ZM248 95V94H247ZM252 95V94H251ZM259 95V94H258ZM2 96V95H1ZM16 96H18V95H16ZM58 96V95H57ZM71 96V97H72ZM109 96V95H108ZM121 96V95H120ZM151 96V95H150ZM167 96V95H166ZM228 96V95H227ZM240 96V95H239ZM263 96V95H262ZM83 97H85V98H83ZM90 97H91V95H90ZM174 97V96H173ZM189 97V96H188ZM191 97V96H190ZM207 97V96H206ZM241 97H242V95H241ZM250 97V96H249ZM73 98V97H72ZM73 98V99H74ZM102 98H104V97H102ZM161 98V97H160ZM159 98V99H160ZM163 98V97H162ZM166 98V97H165ZM178 98V97H177ZM181 98H182V96H181ZM196 98V97H195ZM201 98V97H200ZM203 98V97H202ZM248 98V97H247ZM256 98V97H255ZM261 98V97H260ZM66 99V98H65ZM97 99H99L98 97H97ZM101 99V98H100ZM158 99V98H157ZM171 99V98H170ZM213 99V98H212ZM227 99V98H226ZM225 99V100H226ZM241 99V98H240ZM245 99V98H244ZM2 100V99H1ZM91 100V99H90ZM101 100H103V99H101ZM143 100V99H142ZM164 100V99H163ZM173 100V99H172ZM192 100V99H191ZM198 100V99H197ZM199 100H201V99H199ZM221 100H223V99H221ZM220 100V101H221ZM236 100H238V99H236ZM97 101V100H96ZM123 101V100H122ZM153 101V100H152ZM165 101V100H164ZM207 101V100H206ZM224 101V100H223ZM235 101V100H234ZM244 101V100H243ZM252 101H254V100H252ZM90 102V101H89ZM93 102V101H92ZM128 102V101H127ZM133 102V101H132ZM135 102V101H134ZM169 102V101H168ZM174 102V101H173ZM176 102V101H175ZM213 102V101H212ZM215 102V101H214ZM214 102H213V104H214ZM59 103H60V109L64 112H62L64 115H65V118H66V120L65 121H67V123H68V126H69V128L71 129V130H73L72 131V133L74 134V131L76 130V128H75V130H74V128H72L73 126V124H71L72 123V118H71V115H69L67 112H66V107H65V104H64V102H63V99L61 98V97H59ZM88 103V102H87ZM107 103V102H106ZM179 103V102H178ZM248 103V102H247ZM261 103V102H260ZM152 104V103H151ZM155 104V103H154ZM164 104H166V102L164 103ZM220 104V103H219ZM222 104V103H221ZM2 105V104H1ZM86 105V106H85ZM88 105H89V103H88ZM95 105V104H94ZM99 105H101V103L99 104ZM142 105V104H141ZM160 105V104H159ZM243 105V104H242ZM250 105V104H249ZM255 105V104H254ZM264 105V104H263ZM90 106V105H89ZM93 106V105H92ZM119 106V105H118ZM135 106V105H134ZM178 106V105H177ZM182 106V105H181ZM198 106V105H197ZM252 106V105H251ZM6 107H7V105H6ZM5 106H4V109H2V108H0V111L1 110H4L5 111V108H6ZM13 107V106H12ZM97 107H98V105H97ZM195 107V106H194ZM217 107V106H216ZM219 107V106H218ZM222 107H224V106H221V108ZM241 107V106H240ZM243 107V106H242ZM256 107V106H255ZM8 108H10L9 106H8ZM7 108V109H8ZM16 108V107H15ZM69 108V107H68ZM78 108V109H79ZM90 108H92V107H90ZM101 108V107H100ZM104 108V107H103ZM102 108V109H103ZM106 108V107H105ZM144 108V107H143ZM167 108V107H166ZM176 108V107H175ZM198 108H201V107H197V109ZM209 108V107H208ZM212 108V107H211ZM252 108H253V106H252ZM260 108H261V105H260ZM259 108V109H260ZM6 109V112H4L3 111V113L2 114H4V115H6L5 113H7V112H10L11 113V111L8 109L7 110ZM95 109H97V108H95ZM214 109V108H213ZM212 109V110H213ZM220 109V108H219ZM224 109V108H223ZM222 109V110H223ZM249 109V108H248ZM256 109V108H255ZM258 109V108H257ZM92 110H93V108H92ZM92 110H90L91 112H94V111H92ZM146 110V109H145ZM179 110H180V108H179ZM186 110V109H185ZM204 110V109H203ZM206 110V109H205ZM210 110V109H209ZM208 110V111H209ZM68 111V110H67ZM97 111V110H96ZM121 111V110H120ZM174 111V110H173ZM191 111V110H190ZM193 111V110H192ZM218 111V110H217ZM216 111V112H217ZM237 111V110H236ZM122 112V111H121ZM136 112V111H135ZM175 112H177V111H175ZM215 112V113H216ZM219 112H220V110H219ZM251 112V111H250ZM263 112V111H262ZM81 113V112H80ZM89 113L90 112H88V115H89ZM99 113V112H98ZM107 113V112H106ZM109 113V112H108ZM182 113V112H181ZM237 113H238V111H237ZM242 113V112H241ZM0 114H1V112H0ZM9 114V113H8ZM12 114V113H11ZM97 114V113H96ZM139 114H141V113H138V115ZM164 114V113H163ZM209 114V113H208ZM218 114V113H217ZM236 113H234V115H235ZM254 114V113H253ZM3 115V116H4ZM92 115H94V113L92 114ZM91 115V116H92ZM161 115V114H160ZM185 115V114H184ZM190 115V114H189ZM98 116V115H97ZM102 116H103V114H102ZM115 116V115H114ZM131 116H133V115H131ZM140 116V115H139ZM142 116V115H141ZM225 116V115H224ZM240 116V115H239ZM242 116V115H241ZM253 116V115H252ZM258 116V115H257ZM262 116V115H261ZM100 117V116H99ZM108 117V116H107ZM118 117V116H117ZM130 117V116H129ZM171 117V116H170ZM174 117V116H173ZM180 117V116H179ZM189 117V116H188ZM208 117V116H207ZM96 118V117H95ZM111 118V117H110ZM141 118V117H140ZM148 118V117H147ZM153 118V117H152ZM164 118V117H163ZM218 118V117H217ZM235 118V117H234ZM244 118V117H243ZM243 118L242 119H239V121H240V123H239V125H241V127H242V124L241 123H243L241 120H243ZM248 118V117H247ZM103 119V118H102ZM136 119H138V118H136ZM143 119V118H142ZM173 119V118H172ZM187 119V118H186ZM220 119H225V117L224 118H222V115H221V118ZM238 119V118H237ZM251 119V118H250ZM254 119V118H253ZM262 119V118H261ZM18 120V119H17ZM81 120V119H80ZM85 120H83V121H85ZM131 120H132V118H131ZM183 120V119H182ZM205 120V119H204ZM212 120H213V118H212ZM77 121V120H76ZM101 121V120H100ZM135 121V120H134ZM133 121V122H134ZM168 121V120H167ZM193 121V120H192ZM214 121V120H213ZM255 121V120H254ZM14 122V121H13ZM97 122V121H96ZM99 122V121H98ZM104 122H106V121H104ZM108 122V121H107ZM185 122H186V120H185ZM226 122V124L228 123L227 122V120H224V123ZM237 122V121H236ZM236 122H235V125H236ZM7 123V122H6ZM91 123V124H90ZM118 123V122H117ZM122 123V122H121ZM120 123V124H121ZM148 123V122H147ZM168 123V122H167ZM195 123V122H194ZM198 123V122H197ZM210 123H212V122H210ZM252 123H253V121H252ZM13 124V123H12ZM97 124V123H96ZM119 124V125H120ZM129 124V123H128ZM204 124V123H203ZM229 124V123H228ZM248 124H251V123H248ZM98 125V124H97ZM110 125V124H109ZM108 125V126H109ZM118 125V126H119ZM182 125V124H181ZM206 125V124H205ZM239 125H238V127H234L235 129H236V131L234 130V132L237 134V131L239 132L240 130H238V129H240L239 128ZM257 125V124H256ZM2 126V125H1ZM172 126H173V124H172ZM223 126V125H222ZM230 126V125H229ZM228 126V127H229ZM237 126V125H236ZM264 126V125H263ZM8 127V126H7ZM11 127V126H10ZM163 127V126H162ZM181 127V126H180ZM245 127V126H244ZM243 127V128H244ZM250 127H252V126H250ZM254 127V126H253ZM256 127V126H255ZM4 128V127H3ZM79 128V127H78ZM84 128V127H83ZM90 127H88V130H89V132H91L90 130L92 129V128H94V127H92V128H90ZM104 128V127H103ZM112 129H113V127H111ZM123 128V127H122ZM182 128V127H181ZM191 128V127H190ZM257 128V127H256ZM86 129H87V127H86ZM99 129V128H98ZM97 129V130H98ZM163 129V128H162ZM174 129V128H173ZM186 129V128H185ZM209 129H211V128H209ZM228 129V128H227ZM229 129H230V127H229ZM246 129V128H245ZM262 129V128H261ZM260 129V130H261ZM10 130V129H9ZM94 130V129H93ZM189 130V129H188ZM197 130H198V128H197ZM253 130V129H252ZM99 131H101V130H99ZM108 131V130H107ZM106 131V132H107ZM123 131V130H122ZM126 131H128V130H126ZM183 131H185V130H183ZM196 131V130H195ZM242 131H243V129H242ZM254 131V130H253ZM257 131H258V129H257ZM1 132V131H0ZM95 132V131H94ZM97 132V131H96ZM112 132V131H111ZM120 132V131H119ZM124 132V131H123ZM75 133H76V131H75ZM92 133V132H91ZM115 133V132H114ZM121 133V132H120ZM149 133H150V130H149ZM183 133V132H182ZM211 133V132H210ZM215 133V132H214ZM231 133V132H230ZM246 133V132H245ZM20 134V133H19ZM72 134V135H73ZM77 134V142L79 143V146H80V149H81V152H82V154H83V156H84V160H86V161H84V162H86L87 163V165H88V169L87 170H89L88 172H90L91 174L90 175H92V177L91 178H93L92 179V183H91V185L89 186V187H94L95 189H96V191H95V194H94V196H91L90 195V197L88 198V202H89V200L91 199V202L89 203V205H88V209L86 210L82 205L81 206H78L77 208H75V210L77 209V212L79 213V220H78V224H80V227H78L79 225L77 224V228H74L73 227V229H76V231L74 230V232H71V230L69 231V232H71V234L73 235V237H75V236H77V238H78V236H80L81 235V237L83 236V239L85 238V240L87 241V242H93V243H95L96 241V235H94V234H96V233H94L93 231L91 232V233H86L87 231H85L84 229V225L85 224H87L88 225V228L90 227V229L92 230H94L95 229V227H96V225L99 223V221L101 220V225H103L100 229L101 230H103V227L106 225V220L110 217V215L111 214H105V215H103V211H105V210H103V208H102V203H100V199H103V201L101 200V202H104L105 203V205L106 206H109V208H110V210L113 208V207H116V206H120V207H122V209H120L121 210V214H123L124 216L126 215L127 216V214H126V209H128V208H130L131 209V211H133V213H134V215L136 216V218H138V220L141 222V224L144 226V227H148V224H147V222L149 223V220H148V218L146 217V215L144 214L145 212H147V210H150V209H148V208H152V207H159V208H161V209H168V208H171L173 211H172V213L169 215V217L167 218V217H165L164 215H163V217L162 218H160V219H163V220H161V223L159 224V227H160V225L162 224V221H163V224H166L165 222L167 221V219H168V221H171L172 222V225L170 224V225H168V226H171V228H172V226H174L173 227V231L169 234V236L167 237L169 240H167L166 238H164V237H159V236H156V235H149L150 237H148V235H147V237L148 238H145V237H141V243H142V246H143V252H144V260H142L141 262H143L144 263V261H147V263L148 264H206V262H207V264L209 263V262H211V261H213L212 259L211 260H209L210 258L208 257V256H206L205 255V257H204V255L203 254H205L204 252L202 253L200 250V248H204V247H201V245L202 244H205V242H204V240H202V239H205V237L204 236H202V239L200 238V240H198L199 238L198 237H196V238H198V239H194V240H198L199 242V248H195L196 246H191L190 248H189V246H188V243H187V245L186 246H184V243H185V240L187 239H183L180 235H183V234H181L180 233V224H179V220H180V213H179V209H180V207H179V205H180V200H179V198H180V196H178V194H179V191H180V189H179V178H178V175H177V173H174L173 172V174H172V176L170 177V180H171V187L169 188L168 186V184H167V182L165 181L164 182V179H163V172H164V168H166V165H169V164H172V163H170L169 162V164H168V162L166 161L165 163H166V165H164L165 163L163 162V160L160 162V163H162V164H158L156 167H157V170H156V167L155 168H153L152 170L150 169V170H147L146 168V170L144 171V169L142 168L141 169V167L140 168H138V169H140V170H138V169H136L135 167L136 166H133V164H131V162L130 161H128V162H130V163H128V164H130L129 165V167L132 165L133 166V170L131 169L132 168V166L129 168V167H127L126 165V163H124L126 160H127V157L126 156H124V157H122V156H117V158L119 157V161H118V159H116L115 160V157L116 156H111L110 154V151L108 152V149L110 150L111 149V147H108L107 145H106V143L108 144L109 143V141L112 143H117L116 142V140L115 139H113L114 137L113 136H111L110 135V137L109 136H105L104 134H103V136H105V137H107V138H100V136L102 135V132H101V134H94L93 133V139H92V143H93V145H94V151H96L97 153H96V155H98L99 156V158H100V160L103 162V165H104V169H106L105 171H107L108 172V174H109V176H110V180L112 179V181H113V184L115 185V188H114V190H112L111 189V186L109 185L110 183L108 182V176H106L105 175V173H104V170H102V169H100V166H99V164L97 163V161H96V159H94L93 157L95 156H93L92 155V153L93 152H90V149H87V146L85 145V142L83 141V139L82 138H80V136L78 137V135H79V133H76ZM76 134H75V136H76ZM83 134V133H82ZM127 134V133H126ZM160 134V133H159ZM158 134V135H159ZM181 134V133H180ZM199 134V133H198ZM204 134V133H203ZM207 134V133H206ZM205 134V135H206ZM209 134V133H208ZM212 134V133H211ZM229 133H227V135H228ZM240 134V133H239ZM252 134V133H251ZM22 135V134H21ZM90 135V134H89ZM154 135H155V133H154ZM153 135V136H154ZM190 135H191V133H190ZM214 135V134H213ZM234 135V137H235V134H233ZM233 135H231V136H233ZM3 136H5V135H3ZM97 136H99V137H97ZM127 136V135H126ZM132 136V135H131ZM134 136H136V135H134ZM161 136V135H160ZM173 136V137H172ZM172 136H167L166 138H164L163 140H162V142L164 143L163 145H166V147H167V144H169L168 145V148H169V151H171V153H172V156L174 157H172L173 158V160H172V162L173 163H175V160L177 159L176 157H177V155H178V149H179V144L176 142V140H175V138L174 137H176V138H178L179 137V134L176 132V133H173L172 132ZM182 136H183V134H182ZM246 136V135H245ZM102 137V136H101ZM109 137V138H108ZM111 137H113V138H111ZM116 137V136H115ZM141 137V136H140ZM158 137V136H157ZM202 137V136H201ZM241 137V136H240ZM243 137V136H242ZM241 137V138H242ZM256 137H258V136H256ZM264 137V136H263ZM263 137H260V138H263ZM112 140H111V139ZM130 138V137H129ZM136 138V137H135ZM183 138V137H182ZM181 138V139H182ZM191 139H192V137H190ZM193 138H195V137H193ZM231 138H233V137H231ZM248 138V137H247ZM253 139L252 140H255L254 139V137H252ZM24 139V138H23ZM124 139V138H123ZM153 139V138H152ZM191 139H190V141H191ZM197 139V138H196ZM205 139V138H204ZM236 139H238V138H236ZM249 139H250V137H249ZM151 140V139H150ZM155 140V139H154ZM198 140V139H197ZM196 140V141H197ZM246 140V139H245ZM28 141V140H27ZM156 141V140H155ZM183 141V140H182ZM208 141V140H207ZM213 141V140H212ZM231 141V140H230ZM238 141V140H237ZM240 141V140H239ZM242 141H244L243 139H242ZM247 141V140H246ZM256 141V140H255ZM262 141V140H261ZM32 142V141H31ZM76 142V143H77ZM126 142V141H125ZM153 142V141H152ZM161 142V143H162ZM181 142V141H180ZM179 142V143H180ZM189 142V141H188ZM226 142L228 143L229 142V140H227V141H225V143L224 144H226ZM234 142L236 143V140H234ZM264 142V141H263ZM6 143V142H5ZM8 143V142H7ZM89 143V142H88ZM166 143V144H165ZM235 143H233V144H235ZM242 143H245V142H242ZM247 143H248V141H247ZM253 143V142H252ZM257 143V142H256ZM262 143V142H261ZM261 143H260V145H261ZM87 144V143H86ZM107 146V150L104 148V146L105 145ZM118 144V143H117ZM117 144H108L109 146L110 145H112V149L114 148V149H117L118 147L116 146ZM151 144V143H150ZM211 144H213V142H211ZM230 144V142L228 143V144H226L227 146ZM237 144V143H236ZM240 144V143H239ZM91 145V144H90ZM118 145H120V144H118ZM121 145H122V142H121ZM190 145V144H189ZM192 146H193V143L191 144ZM190 145V146H191ZM202 145V144H201ZM204 145V144H203ZM231 145V144H230ZM229 145V147L231 148V147H233L234 148V146H230ZM251 145V144H250ZM257 145V144H256ZM264 145V144H263ZM103 146V147H102ZM105 146V147H106ZM116 146V147H115ZM125 146V145H124ZM157 146V145H156ZM185 146V145H184ZM206 146V145H205ZM209 146V145H208ZM207 146V147H208ZM220 146V145H219ZM218 146V147H219ZM247 146V145H246ZM258 146V145H257ZM131 147V146H130ZM129 147V148H130ZM148 147V146H147ZM198 147V146H197ZM201 147V146H200ZM216 147V146H215ZM240 147V146H239ZM244 147H245V145H244ZM248 147V146H247ZM259 148H260V146H258ZM93 148V147H92ZM91 148V149H92ZM105 150H104V149ZM122 148H124V147H122ZM142 148V147H141ZM163 148H165V147H163ZM192 148V147H191ZM194 148V147H193ZM253 148V147H252ZM264 148V147H263ZM4 149V148H3ZM37 149V148H36ZM79 149V150H80ZM104 151H103V150ZM111 149V150H112ZM113 149V150H114ZM149 149V148H148ZM185 149V148H184ZM183 149V150H184ZM190 149V148H189ZM188 149V150H189ZM195 149V148H194ZM209 149V148H208ZM214 149V148H213ZM241 149V148H240ZM247 148H245V150H246ZM93 150V149H92ZM120 150V149H119ZM156 150V149H155ZM167 150V149H166ZM182 150V151H183ZM187 150V149H186ZM216 150V149H215ZM236 150V149H235ZM243 150H244V148H243ZM249 150H250V148H249ZM9 151H12L11 149H9ZM14 151V150H13ZM19 151V150H18ZM23 151V150H22ZM28 151V150H27ZM127 151L128 150H123V151H120L121 153H126L125 155H127L128 156V154L129 153H127ZM168 151V150H167ZM190 151V150H189ZM205 151V150H204ZM203 151V152H204ZM210 151H211V149H210ZM247 151V150H246ZM257 151H259V149L257 150ZM256 151V152H257ZM45 152V151H44ZM132 152V151H131ZM140 152V151H139ZM145 152V151H144ZM150 152H152V151H150ZM165 152V151H164ZM181 152V151H180ZM188 152V151H187ZM255 152V151H254ZM15 153V152H14ZM120 153V154H121ZM153 153V152H152ZM160 153V152H159ZM194 153V152H193ZM201 153V152H200ZM237 153H238V151L236 152V155H237ZM239 153H241V152H239ZM238 153V154H239ZM242 153H246V152H242ZM263 153H264V151L262 152L261 151V153L260 154H262L263 155ZM1 154V153H0ZM11 154V153H10ZM9 154V155H10ZM95 154V153H94ZM117 154V153H116ZM142 154V153H141ZM147 154V153H146ZM150 154V153H149ZM204 154H206V153H204ZM250 154V153H249ZM27 155V154H26ZM31 155V154H30ZM29 155V156H30ZM37 155V154H36ZM171 155V154H170ZM187 155V154H186ZM194 155H196V154H194ZM194 155H193V157H194ZM198 155V154H197ZM203 155V154H202ZM210 155V157H212L211 155H212V153L211 154H209ZM214 155V154H213ZM217 155V154H216ZM226 155V154H225ZM16 156V155H15ZM15 156H14V158H15ZM43 156H45V155H43ZM82 156V157H83ZM136 156V155H135ZM165 156V155H164ZM242 156V155H241ZM241 156L239 157V155L237 156V157H239V158H241ZM245 156H247L246 154H245ZM251 157H253L252 155H250ZM264 156V155H263ZM262 156V157H263ZM13 156H12V154L10 155V157H8V158H11V160L13 161V162H15V159H17V158H12ZM24 157V159H25V155L23 156ZM42 157V156H41ZM41 157H37V159H40ZM126 157V158H125ZM192 157V158H193ZM195 157H197V156H195ZM194 157V158H195ZM205 157V156H204ZM203 157V158H204ZM244 157V156H243ZM260 157V156H259ZM21 158V159H20ZM20 158H18L17 160H16V162L18 161L19 163L18 164H16V163H13L12 164V162H11V160H10V162H11V164L9 163V160H7L8 161V163H9V165H10V170H11V168H12V166L11 165H13V167L14 168H16V169H14V170H17L18 168H17V166L16 165H20V166H22V168L20 167V166H18L20 169H22L21 170V172L20 173H22L23 172V170H25L24 172V174L26 175H23V173H22V175L23 176H25V177H27V178H29V179H27V178H25L24 177V179L27 181V182H29V180L32 178L33 180H34V182L35 181H37V180H39L41 177H39L38 175H42L43 174V172H47L48 173V171H43V170H45V169H43V170H41V171H43V172H38L39 171V169H38V175H35V176H37V177H35L34 175H33V177H32V174H36V171H33V169H34V167H39L40 166V168L41 167H43V168H45L44 166H42V165H39L38 163H36V158H34L33 157V159H32V157H30V159H32L31 161H33L34 159H36V160H34L33 161V163H35V164H31L30 166L32 167V166H34L33 167V169H31V168H29L30 166H29V164H27V163H25V161H26V159H27V156H26V159H25V161H24V159H22V157H20ZM44 158V157H43ZM45 158H47V156L45 157ZM44 158V159H45ZM96 158V157H95ZM98 158V159H99ZM144 158V157H143ZM147 158V157H146ZM163 158V157H162ZM193 158V159H194ZM223 158V157H222ZM236 158V157H235ZM239 158L237 159V160H239ZM246 158V157H245ZM29 159V158H28ZM27 159V161L26 162H28L29 160ZM120 159H121V162H120ZM149 159V158H148ZM175 159V160H174ZM199 159V158H198ZM258 159V158H257ZM20 160H22L21 162L24 164V167H23V165H22V163L20 162ZM51 160V159H50ZM130 160V159H129ZM139 160V159H138ZM160 160V159H159ZM195 160V159H194ZM202 160V159H201ZM243 160V159H242ZM246 160V159H245ZM263 160H264V157H263ZM3 161V160H2ZM6 161V160H5ZM30 161V162H31ZM40 161H41V159H40ZM123 161V162H122ZM133 161V160H132ZM155 161V160H154ZM197 161V160H196ZM207 161V160H206ZM234 161H236V160H234ZM233 161V162H234ZM252 161V160H251ZM260 161H261V158H260ZM259 161V162H260ZM48 162V161H47ZM134 162V161H133ZM132 162V163H133ZM140 162V161H139ZM142 162V161H141ZM149 162V161H148ZM193 162V161H192ZM191 162V163H192ZM205 162V161H204ZM238 161H236L235 163H237ZM240 162H242V161H240ZM246 162V161H245ZM253 162V161H252ZM251 162V163H252ZM259 162H258V164H259ZM264 162V161H263ZM7 163V164H8ZM32 163V162H31ZM199 163H200V160H199ZM217 163V162H216ZM243 163V162H242ZM256 163V162H255ZM15 164V165H14ZM100 164H102V163H100ZM178 164V162H177V160H176V163H175V165H177ZM204 164V163H203ZM218 164V163H217ZM234 163H231L230 165H232V168L231 169H233V171H235L234 169L235 168H233L234 166H237L238 164H239V166L241 165L240 163H238V164H234ZM262 163H260V165H261ZM39 165V166H38ZM159 165H162V166H160V168H159ZM174 165V166H175ZM222 165V164H221ZM229 165V164H228ZM28 166V167H27ZM102 166V165H101ZM142 166H143V164H142ZM149 166V165H148ZM165 166V167H164ZM206 166V165H205ZM220 166V165H219ZM224 166V165H223ZM222 166V167H223ZM226 166V165H225ZM250 163H247V165H246V163L242 166V168H241V172H243L242 173V176L241 177H244V180H247L248 181V179L250 178V176L252 175V170L250 169ZM264 166V165H263ZM6 167H8L7 165H6ZM27 167V168H26ZM152 167V166H151ZM163 167V168H162ZM177 167V166H176ZM180 167V166H179ZM186 167V166H185ZM200 167H202V166H200ZM213 167V166H212ZM212 167H211V169H212ZM229 167H231V166H229ZM260 167V166H259ZM2 168V167H1ZM27 170H30L29 172H31V173H29V172H27L26 171V169ZM126 169V170H124V169ZM128 168L129 169H131V170H129L128 171ZM148 168V167H147ZM190 168V167H189ZM209 168V167H208ZM213 168H215V167H213ZM237 168V167H236ZM253 168V167H252ZM257 168V167H256ZM256 168H255V170H256ZM6 169H8V171H9V168H6ZM5 169V170H6ZM19 169V170H20ZM35 169H37V168H35ZM159 169L162 171L163 169V171H162V175H161V173H158V172H161V171H159ZM167 169V168H166ZM195 169V168H194ZM224 169V168H223ZM226 169H227V167H226ZM229 169V168H228ZM4 170V169H3ZM153 170H155L154 172L155 173H158V178L156 177L155 179H158V180H154L153 179V176H152V174H149V176H148V174H146V172L147 173H149L148 171H153ZM201 170V169H200ZM218 170H220V169H218ZM217 170V171H218ZM237 170V169H236ZM239 170V169H238ZM7 171V170H6ZM11 171H13V169L11 170ZM53 171V170H52ZM122 171H124V172H122ZM126 171V172H125ZM189 171V170H188ZM224 171H225V169H224ZM227 171H229V170H227ZM14 172V171H13ZM13 172H11V173H13ZM18 174H17V173ZM16 172H14L13 174H14V176H15V174H17L18 175V177H20L19 175H21L19 172H18V170L16 171ZM129 174H128V173ZM175 172H176V170H175ZM207 172V171H206ZM215 172V171H214ZM223 172V171H222ZM241 172L239 173L240 175H241ZM262 172V171H261ZM6 173H8V172H6ZM10 173V174H11ZM27 173L30 175H27ZM209 173V172H208ZM257 173V172H256ZM262 173H264V172H262ZM45 174V173H44ZM209 174H211V173H209ZM238 174V175H239ZM255 174V173H254ZM253 174V175H254ZM259 175L258 176H260V174L261 173H258ZM8 175V174H7ZM16 175V176H17ZM152 177H151V176ZM161 175V176H160ZM187 175V174H186ZM216 175V174H215ZM257 175V174H256ZM263 175V174H262ZM9 176V175H8ZM11 176H13V175H11ZM15 176V178H17ZM23 176H21L22 178H23ZM48 176L51 178V175H49L48 174ZM133 176V178H131V177ZM169 176V175H168ZM200 176V175H199ZM210 176V175H209ZM21 177H20V179H21ZM205 177V175H203V178ZM223 177V176H222ZM247 177H249L248 179H247ZM254 177H255V175H254ZM36 178V179H35ZM37 178H39V179H37ZM42 178H44V177H42ZM47 179H48V177H46ZM53 178V177H52ZM58 178V177H57ZM130 178H131V180L134 182V183H132L131 181H129L130 180ZM151 178V179H150ZM207 178V177H206ZM212 178H215V177H212ZM240 178V177H239ZM262 178V177H261ZM19 179V180H20ZM31 179V180H32ZM45 179L44 178V180H46V182H49L50 181V179ZM55 179V178H54ZM83 179V178H82ZM224 179V178H223ZM251 179V178H250ZM256 179V178H255ZM260 179V178H259ZM258 179V180H259ZM7 180V179H6ZM25 180H23L22 181V179H21V181L24 183V185H23V183H21L23 186H26L25 185V183H27ZM57 180V179H56ZM166 180V179H165ZM204 180V179H203ZM207 180V179H206ZM210 180V179H209ZM215 180H217L218 181V179H215ZM227 180V179H226ZM236 180V179H235ZM244 180H243V182H244ZM17 181V180H16ZM20 181V182H21ZM41 181H43V179L41 180H39V181H37V184H38V182L40 183V185H41ZM88 181V180H87ZM111 181V182H112ZM128 181L130 182V183H132V184H135L134 185V187H132V185L130 184V185H128L129 183H128ZM214 181V180H213ZM217 181H216V183H217ZM222 181V180H221ZM252 181V180H251ZM250 181V182H251ZM262 181H264V180H262ZM262 181H259V183L260 182H262ZM11 182V181H10ZM44 182V186L43 185H41V186H43V187H41L42 188V190H41V188L39 189V190H41L40 192H42V191H44L43 189H45V181H43ZM50 182H52V181H50ZM49 182V183H50ZM85 182V181H84ZM83 182V183H84ZM195 182V181H194ZM249 182V181H248ZM249 182V183H250ZM256 182V181H255ZM12 183V182H11ZM36 183V182H35ZM49 183H46V184H49ZM53 183H54V181H53ZM53 183L51 184V185H53ZM59 184V182L58 181H56L55 182V185L56 184ZM73 183V182H72ZM82 183V182H81ZM98 183V184H97ZM128 183V184H127ZM203 184H204V182H202ZM206 183H207V181L205 182V186H206ZM210 183V182H209ZM208 183V186L210 185V184H212V182L209 184ZM247 183V182H246ZM43 184V183H42ZM80 184V183H79ZM86 184V183H85ZM199 184H200V182H199ZM230 184V183H229ZM248 184V183H247ZM251 184V183H250ZM14 185V184H13ZM51 185H48V186H50V187H52ZM68 186H67V190H62V191H66V194H64V196L66 197H63V194L62 195H60L59 194V192L57 191V193H58V196L57 195H54L53 194V192H51L52 190H54V189H51L50 187V190H48V191H50L51 193H49V194H51L52 196H53V199L55 198V201H57V204H59L60 205V207H59V209L61 210V212H62V215H65V217L66 216H68V217H66V222H64V224H66V225H70V223L73 221L72 219H71V216H73L72 215V213H73V209H72V206H71V204H70V202L72 201V199H74V196H75V194L74 193H76L75 191L77 190H75V187H74V185L72 186L71 184H67ZM112 185V184H111ZM113 185V186H114ZM194 185V184H193ZM195 185H196V183H195ZM201 185V184H200ZM200 185H197V186H200ZM213 185H215V183L213 184ZM218 184H216V186H217ZM225 185V184H224ZM230 185H232V184H230ZM234 185V184H233ZM252 185H255V184H252ZM256 185H258V183L256 184ZM17 186V185H16ZM22 186V187H23ZM29 186H31V185H29ZM65 186V184H63V187ZM70 186V187H69ZM128 186H130V187H128ZM186 186H188V185H186ZM211 186V185H210ZM216 186H214V187H216ZM227 186V185H226ZM251 186V185H250ZM53 187H54V185H53ZM56 187H57V185H56ZM66 187V186H65ZM80 187H82V185L80 186ZM190 187V186H189ZM192 187V186H191ZM202 187V186H201ZM225 187V186H224ZM258 187H259V189H261V188H263L264 189V183L262 182L261 184H259L257 187H255V188H257L258 189ZM18 188V187H17ZM19 188H20V186H19ZM24 188V187H23ZM36 188V187H35ZM35 188H34V190H35ZM47 189H48V187H46ZM69 188V189H68ZM83 188V187H82ZM180 188H181V186H180ZM183 188H184V186H183ZM218 188V187H217ZM16 189V188H15ZM22 189V188H21ZM37 189L38 188H36V191H37ZM47 189H45L46 191H47ZM63 189V188H62ZM66 189V188H65ZM190 189V188H189ZM193 189V188H192ZM207 189V188H206ZM211 189V188H210ZM209 189V190H210ZM248 189V188H247ZM262 189V192L264 191ZM57 190H59V188L57 187ZM90 190V189H89ZM208 190V189H207ZM213 190V189H212ZM216 190V189H215ZM218 190V189H217ZM223 190H227V187H226V189H224L223 188ZM250 190V189H249ZM253 190V189H252ZM256 190V189H255ZM35 191V192H36ZM47 191V192H48ZM78 191V190H77ZM192 191V190H191ZM254 191V190H253ZM16 192V191H15ZM25 192V191H24ZM39 192V191H38ZM83 192V191H82ZM200 192H203V191H200ZM209 192V191H208ZM215 192V191H214ZM226 192V191H225ZM250 192V191H249ZM20 193V192H19ZM54 193H55V190H54ZM63 193H65V192H63ZM170 193V195L171 196H169V197H172V196H174V197H172V199L170 200H165V196L167 195V194H169ZM212 193V192H211ZM238 193V192H237ZM247 193V192H246ZM259 193V192H258ZM257 193V194H258ZM48 194V195H49ZM77 194V193H76ZM81 194V193H80ZM206 194H208V193H206ZM240 194V193H239ZM256 194V193H255ZM260 194H264V193H260ZM234 195V194H233ZM242 195H243V193H242ZM253 195H254V193H253ZM33 196V195H32ZM200 196H202V195H199V197ZM212 196H213V194H212ZM216 196V195H215ZM231 196V195H230ZM256 196V195H255ZM259 196V195H258ZM30 197V196H29ZM37 197V196H36ZM46 197V196H45ZM49 197H50V195H49ZM63 197V198H62ZM199 197H198V200H200L199 199ZM203 197H205V196H203ZM249 197V196H248ZM261 197H263V196H261ZM21 198V197H20ZM40 198V197H39ZM184 198V197H183ZM188 198L189 197H187V201H189V200H191V199H193V198H191V199H189L188 200ZM215 198V197H214ZM245 198V197H244ZM255 198H257V196L255 197ZM68 199V200H67ZM81 199V198H80ZM120 199V200H119ZM168 199V198H167ZM196 199V198H195ZM202 199H204V198H202ZM207 199H208V197H207ZM241 199V198H240ZM246 199V198H245ZM262 200H263V198H261ZM67 200V201H66ZM71 200V201H70ZM197 200V201H198ZM205 200V199H204ZM212 200V199H211ZM224 200V199H223ZM229 200V199H228ZM248 200V199H247ZM260 200V199H259ZM69 201V202H68ZM81 201V200H80ZM122 201V202H121ZM184 201V200H183ZM187 201H184V202H187ZM196 201V200H195ZM195 201H194V205H195ZM245 201V200H244ZM253 201V200H252ZM50 202V201H49ZM48 202V203H49ZM62 202H63V204H64V206H62ZM86 202V201H85ZM88 202H86V203H84V204H87ZM182 202V201H181ZM193 202V201H192ZM203 202V201H202ZM201 202V203H202ZM211 202V201H210ZM246 202V201H245ZM248 202H249V200H248ZM69 203V204H68ZM123 203L128 207V208H124L123 207ZM204 203V202H203ZM213 203V202H212ZM254 203V202H253ZM261 203H262V201H261ZM264 203V202H263ZM41 204V203H40ZM56 204V205H57ZM192 204V205H193ZM211 204V203H210ZM252 204V203H251ZM197 205H199V204H197ZM207 205H208V203H207ZM250 205V204H249ZM31 206V205H30ZM37 206V205H36ZM61 206H62V208H61ZM87 206V205H86ZM181 206H183V205H181ZM240 206V205H239ZM58 207V206H57ZM194 207V206H193ZM199 207V206H198ZM244 207H246V206H244ZM248 207V206H247ZM259 207V206H258ZM108 208V207H107ZM31 209V208H30ZM58 209V208H57ZM117 209H119V207H117ZM189 209V208H188ZM59 210V211H60ZM113 210H114V208H113ZM261 210V209H260ZM33 211V210H32ZM58 211V212H59ZM152 211V210H151ZM167 210H165V212H166ZM196 211H197V209H196ZM201 211H202V209H201ZM60 212V213H61ZM115 212V211H114ZM118 212V211H117ZM120 212V211H119ZM118 212V213H119ZM168 212H170V211H168ZM181 212H182V210H181ZM189 212V211H188ZM193 212H194V210H193ZM244 212V211H243ZM261 212V211H260ZM74 213L76 214V212L74 211ZM102 213V214H101ZM184 213V212H183ZM200 213V212H199ZM198 213V214H199ZM204 213V212H203ZM31 214H32V212H31ZM74 214V215H75ZM113 214V213H112ZM117 214V213H116ZM190 214V213H189ZM260 214V213H259ZM40 215V214H39ZM43 215V214H42ZM103 215V216H102ZM114 215V214H113ZM201 215V214H200ZM206 215V214H205ZM251 215V214H250ZM123 216V217H124ZM129 216V215H128ZM190 216H192L191 214H190ZM189 215L188 216H186L187 218L189 217V218H191ZM195 215H193L192 217H194ZM202 216V215H201ZM256 216V215H255ZM76 217V216H75ZM149 217V216H148ZM158 218H159V216H157ZM183 217V216H182ZM181 217V218H182ZM185 217V216H184ZM208 217V216H207ZM249 217V216H248ZM264 217V216H263ZM37 218V217H36ZM40 218V217H39ZM77 218V217H76ZM125 219H126V217H124ZM134 218V217H133ZM186 218V223H187V225L189 224L190 225V227H191V230H189L188 231V233H190L192 236L194 235L193 233H195L196 231H197V229L199 228V226H197L196 225V222H197V220H196V216L194 217L195 218V220H194V218H192V220L191 219H187ZM202 218V217H201ZM236 218V217H235ZM256 218H258L257 216H256ZM33 219V218H32ZM124 219V220H125ZM211 219V218H210ZM241 219H242V217H241ZM40 220H42V219H40ZM46 220V219H45ZM45 220H43V221H45ZM136 220V219H135ZM183 220V219H182ZM194 220V221H193ZM203 220V219H202ZM205 220V219H204ZM244 220H246V219H244ZM258 220H261V219H258ZM47 221V220H46ZM75 221H76V223H77V220H74L73 222L75 223ZM110 221V220H109ZM122 221V220H121ZM157 221L159 222V219H157ZM198 221H200V222H202L201 221V219L200 220H198ZM208 221H209V219H208ZM226 221V220H225ZM239 221V220H238ZM126 222H127V224L129 225V227L130 228H132V226H131V224H132V222H129L127 219H126ZM125 222V223H126ZM184 222H185V220H184ZM184 222H182V224L184 223ZM189 222V223H188ZM190 222H192L191 224H193V225H191L190 224ZM193 222H195V223H193ZM205 222V221H204ZM103 223V224H102ZM170 223V222H169ZM168 222H167V224H169ZM181 223V222H180ZM206 223H208V222H206ZM211 223V222H210ZM253 223V222H252ZM263 223V222H262ZM43 224V223H42ZM46 222H45V226H46ZM63 224V225H64ZM73 224V223H72ZM71 224V225H72ZM99 224V225H100ZM120 224V223H119ZM126 224V225H127ZM181 224V225H182ZM224 224V223H223ZM234 224V223H233ZM241 224H242V221H241ZM256 224V223H255ZM76 225V224H75ZM90 225V226H89ZM99 225H97V227L99 226ZM125 225V226H126ZM188 225V226H189ZM203 225V224H202ZM202 225H201V227H202ZM214 225V224H213ZM245 225V224H244ZM257 225V224H256ZM263 225V224H262ZM50 226V225H49ZM62 226V225H61ZM123 225L121 224V225H119V227H122ZM187 226V227H188ZM216 226V225H215ZM222 226V225H221ZM236 226V225H235ZM241 227H242V225H240ZM252 226V225H251ZM259 226V225H258ZM261 226V225H260ZM10 227V226H9ZM33 227V226H32ZM40 227H41V224H40ZM51 227V226H50ZM60 227V226H59ZM72 227V226H71ZM70 227V228H71ZM91 227H93V228H91ZM128 227V226H127ZM182 227V226H181ZM196 229H195V228ZM198 227V228H197ZM224 227H225V224H224ZM246 227V226H245ZM45 228V227H44ZM46 228H47V226H46ZM56 228H58V227H56ZM69 228V229H70ZM226 228V227H225ZM229 228V227H228ZM237 229H238V226L236 227ZM240 228V227H239ZM48 229V228H47ZM50 229V228H49ZM115 229V228H114ZM144 229V228H143ZM184 229V228H183ZM188 229V228H187ZM195 231H193V230ZM236 229V230H237ZM242 229V228H241ZM12 230V229H11ZM16 230V229H15ZM44 230V229H43ZM50 230H52V232H53V229L51 228ZM142 230V229H141ZM185 230V229H184ZM204 230H205V228H204ZM218 230V229H217ZM226 230H228V229H226ZM239 230V229H238ZM261 230V229H260ZM1 231V230H0ZM45 231H49V230H45ZM57 231V230H56ZM56 231H54V232H56ZM208 231H209V228H208ZM230 231H233V230H230ZM17 232V231H16ZM43 232V231H42ZM67 232V231H66ZM181 232H185V231H181ZM187 232V231H186ZM211 232H212V230H211ZM211 232H209V233H211ZM58 233V232H57ZM57 233H54V236H55V234H57ZM122 233H123V231H122ZM180 233V234H179ZM188 233H187V235H188ZM204 233V232H203ZM217 233V232H216ZM225 233V232H224ZM16 234V233H15ZM13 234L14 236L13 237H8V245H10L9 247H10V249H12L11 250V252L13 251L14 252V259L16 260V263L17 264H46V261H43L44 260V258H43V260H42V262L41 261H37L36 260V254H35V252H36V250H35V252H34V250L33 249H37L36 248V242H35V240H33V242H35V248H33L34 246H33V243L32 244H28L29 242L27 241V240H25V242L23 241V239H21V236H20V234ZM38 234V233H37ZM46 234H47V232H46ZM52 234V233H51ZM58 234H60V233H58ZM66 234V233H65ZM69 234V233H68ZM98 234V233H97ZM189 234V235H190ZM234 234V233H233ZM11 235V234H10ZM61 235V234H60ZM103 235V234H102ZM112 235V234H111ZM199 235V234H198ZM215 235V234H214ZM227 235V234H226ZM240 235V234H239ZM12 236V235H11ZM64 236H66V235H64ZM71 236V235H70ZM104 236V235H103ZM121 236V235H120ZM196 236V235H195ZM207 236H208V234H207ZM237 236V235H236ZM235 236V237H236ZM44 237H45V235H44ZM47 237H48V235H47ZM63 237V236H62ZM72 236H71V238H73ZM204 237V238H203ZM209 237H210V235H209ZM221 237H222V235H221ZM24 238V237H23ZM50 238H53L52 236H50V237H48L47 239H50ZM56 239H60L61 237H59V238H57V235H56V237H55ZM68 238V237H67ZM191 238V237H190ZM212 237H210V239H211ZM229 238V237H228ZM26 239V238H25ZM45 239V238H44ZM47 239H46V241H47ZM63 239V238H62ZM61 239V240H62ZM79 239H80V237H79ZM82 238L80 239V240H83ZM95 239V240H94ZM137 239V238H136ZM230 239V238H229ZM39 240V239H38ZM61 240H60V242H61ZM64 240V239H63ZM68 240V239H67ZM115 240V239H114ZM123 240V239H122ZM127 240V239H126ZM191 240H192V238H191ZM191 240L189 239V241L191 242ZM203 241V243L202 242H200V241ZM221 240H222V238H221ZM235 240V239H234ZM98 241V240H97ZM188 241V240H187ZM225 241V240H224ZM27 242V243H26ZM38 242V241H37ZM52 242H54V240L52 241ZM51 242V243H52ZM59 241H56L55 240V243L57 244ZM69 242V241H68ZM85 242V241H84ZM137 242V241H136ZM190 242H189V244H190ZM193 242V241H192ZM208 242V241H207ZM255 242H256V240H255ZM55 243H53L54 245H55V247H56V244ZM122 243V242H121ZM140 243V244H141ZM198 243H197V245H198ZM219 243V242H218ZM224 243V242H223ZM257 243V242H256ZM259 243V242H258ZM46 244V243H45ZM48 244V243H47ZM75 244V243H74ZM98 244V243H97ZM109 244V243H108ZM194 244V243H193ZM201 244V245H200ZM225 244V243H224ZM224 244H222L223 246H225ZM262 244V243H261ZM30 245H32V247L30 246ZM48 245H52V244H48ZM59 245H60V243L59 244H57V247H59ZM62 245H64V244H62ZM67 245V244H66ZM66 245L64 246L65 248H67L66 247ZM236 245H237V243H236ZM235 245V246H236ZM258 245V244H257ZM92 246V245H91ZM130 246V245H129ZM141 246V247H142ZM187 246H188V248H187ZM254 246V245H253ZM50 247V246H49ZM51 248H54V246L53 247H51ZM133 248V247H132ZM212 248V247H211ZM229 248V247H228ZM245 248V247H244ZM253 248V247H252ZM259 248H262L261 246L259 247ZM263 248H264V246H263ZM9 249V250H10ZM44 249V248H43ZM58 249V248H57ZM90 249H92V248H90ZM196 249H197V251H196ZM198 249H199V251H198ZM205 249V248H204ZM208 249V248H207ZM222 249V248H221ZM220 248H219V250H221ZM62 250H63V248H62ZM69 250V249H68ZM67 250V251H68ZM76 250V249H75ZM218 250V249H217ZM226 249H224V251H225ZM252 250V249H251ZM257 250V249H256ZM263 250V249H262ZM38 251V250H37ZM56 251V250H55ZM65 251V250H64ZM83 251V250H82ZM92 251H94L93 253H95L94 255L95 256H97L98 257V260L101 262V263H103V264H121L120 263V261L121 260H123V259H121L122 258V256H117L116 258H115V256L114 257H112L113 255L111 254L113 251L111 250V248L108 246V247H106L105 245L104 246H102L101 244H100V247H99V245H97V246H93V249H92ZM202 251H203V249H202ZM208 251V250H207ZM222 251V250H221ZM223 251V252H224ZM233 251V250H232ZM13 252H12V254H13ZM51 252V251H50ZM205 252H206V250H205ZM214 252V251H213ZM220 252V251H219ZM223 252H221V253H223ZM228 252V251H227ZM231 252V251H230ZM258 252H259V250H258ZM132 253V252H131ZM141 253V252H140ZM198 253H201V254H198ZM209 253V252H208ZM121 254V253H120ZM211 254V253H210ZM215 254V253H214ZM220 254V253H219ZM218 254V255H219ZM231 254V253H230ZM39 255V254H38ZM53 255V254H52ZM56 255V254H55ZM84 255V254H83ZM165 256V257H162L161 258V256ZM221 255V254H220ZM13 256V255H12ZM70 256V255H69ZM125 256V255H124ZM132 256V255H131ZM199 256V257H198ZM210 256H212V255H210ZM222 256L224 257V255L222 254ZM222 256H221V258H222ZM226 256V255H225ZM230 256V255H229ZM49 257V256H48ZM54 257V256H53ZM228 257V256H227ZM59 258V257H58ZM125 258V257H124ZM164 258H166V260H164ZM185 258V259H184ZM209 258V259H208ZM213 258V257H212ZM216 258V257H215ZM220 258V257H219ZM220 258V259H221ZM229 258V257H228ZM227 258V259H228ZM63 259V258H62ZM142 259V258H141ZM184 259V260H183ZM205 259L207 260V261H205ZM219 259V260H220ZM225 259V258H224ZM253 259V258H252ZM41 260V259H40ZM52 260H54V259H52ZM133 260V259H132ZM138 260H139V258H138ZM195 260V261H194ZM241 260V259H240ZM128 261V260H127ZM197 261V262H196ZM205 261V262H204ZM222 261V260H221ZM224 261V260H223ZM232 261V260H231ZM259 261V260H258ZM51 262V261H50ZM98 262V261H97ZM99 262V263H100ZM131 262V261H130ZM138 262V261H137ZM199 262V263H198ZM229 262V261H228ZM239 262V261H238ZM52 263V262H51ZM56 263V262H55ZM77 263V262H76ZM146 263V262H145ZM144 263V264H145ZM221 263V262H220ZM223 263V262H222ZM246 263V262H245ZM47 264H49V263H47ZM130 264V263H129ZM142 264V263H141ZM210 264H215L214 262H212V263H210ZM219 264V263H218ZM225 264V263H224ZM239 264V263H238ZM263 264V263H262Z\"/></svg>", "mask_w": 264, "mask_h": 264}]
</instances>
